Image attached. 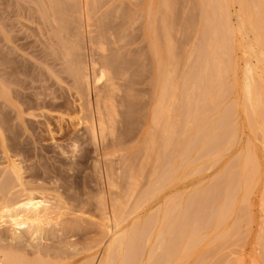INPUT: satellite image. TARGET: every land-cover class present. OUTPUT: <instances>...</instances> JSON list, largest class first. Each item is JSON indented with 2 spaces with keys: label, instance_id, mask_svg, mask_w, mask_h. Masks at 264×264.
Instances as JSON below:
<instances>
[{
  "label": "rangeland",
  "instance_id": "rangeland-1",
  "mask_svg": "<svg viewBox=\"0 0 264 264\" xmlns=\"http://www.w3.org/2000/svg\"><path fill=\"white\" fill-rule=\"evenodd\" d=\"M24 1L29 2V3L31 2L29 0H24ZM52 1L53 0H51V1L49 0V2H51V3H52ZM59 1L61 2V4H65V5H63L64 8L68 7V5H70V4L71 5L69 7H71L72 4L75 5L73 7L74 8L76 7L75 8L76 10H74L73 7H72V9L74 11H77L80 15L78 16V14L76 12V16H74L75 12L73 10H71L70 12L67 11V14L71 13V16H70V14H68V15L64 14L65 16L61 15L60 13H58L56 10H53V9L51 12L50 11L51 6H52L51 3H50V6H48L49 2L46 3L47 4L46 5L45 2H43V0H41V4H42V2L44 3V5H41V7H43L44 13H45V15L43 17L45 21L44 20L41 21L42 17H39L40 15L35 17L37 13H34L35 15L33 17V15L32 14L30 15L28 12L24 13L25 10L23 8L20 9L21 8L20 6L18 7V5H17V7H16V3H14V2L10 3L9 2L8 3L9 5H8L6 1L0 0V5H1L0 11L1 12H2L3 7H5L3 9H9L10 5H11L10 11L12 13H13V10L14 11L16 10L15 15L12 14L11 17H10V15L7 16L3 12H2L3 15L0 14V43L2 42L0 44V64H1L0 71L2 73V74H0V77L3 76V78H5V76H6V79H7L6 74L10 71L12 63L14 64V66L15 65L19 66V67L15 66L16 68L14 66H12L18 72L22 71L21 68L24 69V67H22V66H24V64H22V60H21L22 58L19 59L20 56L17 55V52L15 54L14 50H16V49L12 50L13 47H15V48H19V50L17 49L19 52L18 54L19 55L21 54V57L24 56L25 59L27 57L28 58L27 60H29V61H31L30 58L32 59L33 62H37V63H39V61H40V63L42 61H46L47 63L43 62V65H44V63L46 64L43 66V70H44L43 73L45 72V70L47 71V69L52 68L51 69V70H53L52 72H54V73L56 72L55 74L53 73V76L55 75L54 78L55 79L59 78V81H60V83H59V81H56L55 79L53 80V78H52L53 76L51 77L52 79L49 78V79H51V81L48 80L49 81L48 84L46 82V85H44L45 82L43 81L42 90H43V88L46 87L45 88L46 90H44L45 94L49 95L48 92L53 91L52 94L50 93V95H54L56 97V94H57L58 95L57 99H60V101H57L58 103L55 102V104H57L56 106L54 105L53 102L49 103V101L47 100L48 101V102H46L47 104H44L45 108H44L43 104L41 105V103H42L41 100L45 97V94L41 92V90H40L41 87H39L38 90L35 89L36 85L38 87V85L40 86L41 83L35 84V82L38 83V81L36 80L34 82L35 87H34V84H33V87L31 84V83H33L34 79H37L36 77L33 78L32 82H29V84H31L32 88L30 87L31 90H29V92L27 94H29V96H30L31 95L30 92L34 91L36 94L34 99H36V97H38L37 94L41 93V95H43V97L41 96L42 97L41 100L38 101L39 104L36 102V100H38V98L36 100L33 99V96L35 94L32 95V97L28 96L29 99H28L27 104H24L26 102L21 97V100L24 103L20 104L21 100L14 99V101H13L11 99V98H13L12 95L6 93V91H8L9 93L11 92L10 90H8V88H6L7 90L2 89V91L4 90V92L0 91V103H1L0 104V112H1L0 113V264H5V263L7 264V262L10 264L11 263L10 259H16L19 262H20V260H18V259H22L21 262L25 260L26 264H29V263H31V264H40V263L41 264H101L100 262H101V259H103L104 255H105V249L107 248V245L109 244L108 242H110V240L113 238V234L115 232L113 230V229H115L114 225H116L118 223V225L121 227L119 229L120 232L122 230L121 233L127 232L130 234L131 231H133L135 229L136 225H137V227L139 225H142L144 223V221H146L149 218H152V215L154 216L153 218H155V219L158 216V219L160 221L162 218L163 211H165L164 209H166L167 205L168 206L170 205L169 207H172V208L174 207L175 199H176V201H180L182 203L185 201L186 202L189 201L190 203H187L186 205L192 204V205L186 206L183 203V206L185 205L186 206L185 208H187V210H188V213H187L188 217L187 218L189 219V217H190V219H189L190 221H188V222H190L189 225L191 228L193 227V229L197 228L194 230L195 232L199 229V232H197V233H199L198 235H202V236L204 235L203 237H205L207 239V240L204 239V243L206 241L207 244L201 243V244H199L200 246H197V250H195L196 251L195 253H197L198 250L201 251V252L198 251V254H200L199 256H201V257H199L196 254L198 257L197 256L191 257L192 259L191 258L189 259V264H192L194 261H195L194 262L195 264H222V263L225 264V262H227V261H229L228 262L229 264H264V258H262V257H264V254H263L264 253V250H263L264 241L261 240V239L264 240V233L261 234V232L263 231V228H264V197H263L264 196V147L262 146L263 145L262 141L264 138H263V133H261L262 132L261 129H259V128H255V129L251 128L250 129L251 126H250V123L248 122L249 117L247 116L246 112L244 114L245 106L247 104H246V102H244L245 99L242 98V94L240 93L241 88H242L241 82H242L243 70H244V68H246L245 67L246 65H244L245 60L249 59L248 56L254 57L253 54L252 55H251V53L249 54V52H251V51L244 50V52H247V55H245V54H243L244 52H242L244 47H241V45H240V44H242L241 41H239L240 44H236L238 42L235 43V46L238 47V48L235 47L236 51L234 52V55H233V58H234L233 64H235L234 65L235 72L233 70V73H234L235 77H233V74H231V73L227 74V72L225 71V73L228 76L227 77L226 74L224 75L223 79H225V82L223 79H220L218 72H216L217 70H214V67H216L215 66L216 64H214V65H213V63H210V65L208 64V67L210 66V68H208V70L216 72L215 74L213 72H211L213 74L212 76L214 77L215 75H217V77H219V78L217 80H215L216 79V76H215L214 77L215 79L214 78L212 79V81H214V85H213L214 90L213 89L208 90V87L206 88L207 92L211 91V90L213 91V92H211V94L212 95L214 94L213 95L214 97L212 98V95L207 97L209 102L207 100L205 102L206 110L204 111V113L206 114V111L207 112L209 111L206 114V117H209V119L212 117V119H213V120L210 119L209 121H215L217 119V116L218 117H219V115L222 116V114L224 113L225 116H224V118L222 116L220 118V121H223L222 123H224L226 125L229 124V125L225 126L224 124H222L225 126V127L224 126L222 127V129L225 131H223V133L220 135L214 134L213 140L215 137H216V139L213 141V144H211L212 142L210 143V147H208L206 150L204 149L205 151L203 149L199 150L201 148L200 146L202 145V139L201 138H203L200 134L201 133L203 134V131H200L197 133L196 132L197 129H195V128H197L196 125L200 121L199 118H201L202 115H204V114H202V115L198 114L199 117L196 118L197 117L196 113H198L200 111L199 106L202 107L201 104H203L202 103L203 101L200 103V99H201L200 96L201 95L198 91L200 89L201 83H199V85H200L199 89L197 86L198 80H200L202 77V75L199 72L200 71L199 67L201 66L199 63L200 62V59H199L200 53L199 52H200L201 47H198V46H202V43H203L202 38H201L202 29L199 26V25H201V23H199V22H201V18H200V11L198 9L199 4H197L198 3L197 0H175V1L170 0L169 4H171V3L172 4L169 5V10H167V9L164 10L166 7L165 6H164L165 8L161 7L163 5H160V7H159L158 3L160 2L161 4H163L162 0H152V1H154L155 5L153 4V2L151 0H117V1L116 0H112V1L111 0H96V4H97L96 9H94L92 11H91L92 8L90 7L91 5H93L92 0H88V3L91 2L90 4H88L89 6H87V7L91 8L90 11H88L89 16L86 13L87 11H84V12L80 11L79 6L81 7V10H83V8H82L83 0L79 4H78L79 0H77L76 3L72 2L71 0H69V1L68 0L67 1L66 0H57L55 3V0H54L53 4H57ZM65 1L67 2L68 5L66 4ZM152 4L154 5L153 7H155V9L153 7L152 8L155 10L157 15L155 13H153L154 11L151 8ZM14 5H15V7H14ZM45 5L48 6L47 9L48 10L50 9L49 11L45 9L46 8ZM112 5L114 8L112 7ZM170 6H171V8H170ZM13 7H14V9H12ZM147 7H148V9H147ZM15 8H17V9H15ZM77 8H79V9H77ZM18 9L20 10L19 13L22 12L25 14V16H22V13H20L18 15V12H17ZM21 10H24V11H21ZM87 10H89V9H87ZM149 11L154 14L153 17L151 16L152 13H150ZM16 12H17V15H16ZM80 12L83 14H81ZM231 12H232L231 14L235 13L233 7L231 8ZM84 13L86 15H84ZM162 13L163 14L165 13L164 15H167V16H164ZM26 14H27V16H26ZM123 14H124V16H123ZM171 14H172V17H175L174 20L170 18ZM189 14H191V15H189ZM198 14H199V17H198ZM4 15H6V16H4ZM81 15L84 16V17L82 16L84 19H82ZM29 16H32V17H29ZM61 16L66 17V18L69 17V22H70L69 24H71V25L67 24L66 30L58 33L59 27L61 25L60 19L58 17H61ZM154 16H156V17H154ZM25 17H28V18H25ZM165 17H167L168 21ZM194 17H195V19H192ZM77 18H79V19H77ZM152 18H153V20H152ZM184 18H185V20H184ZM137 19H138V21H137ZM154 19L156 20V24L155 25L153 24V25L155 27V30L158 29L156 33H158V32L160 34L162 33V35L159 37L160 41L164 37L165 29L167 27L169 28L170 26H172L169 28V29H171L172 32L171 31H169V32L172 35L171 37L173 40L171 41V46L175 50V54H176L175 60L177 61L176 62L174 60V62L170 63L169 67L167 68L169 70L170 69L173 70V71L172 70L168 71L172 75L170 77V79L172 78L171 82H172V80H173V82L171 83L172 85L169 87V92H168L169 95H167L164 98L165 101H163V103L161 104L162 107H160L166 114L163 112V116H162L163 119L161 118L159 123L158 124L156 123V125L154 124L155 123V121L153 119L154 116H152V115H153L154 111L156 112L159 109L158 106H160V104H159L160 103V97H159L160 95H159V92L157 90L155 91V85L152 82V80H154V76H152L154 74V69H152L153 68V62H152L153 60H152V54H151V50H150L151 48H149V45H150V43L148 41L149 39H147V37H146L147 27H149V26L146 27V25H147V23H149V21L154 23ZM82 20H83V22H82ZM231 20H232L231 25L236 26V22H235L236 18L231 17ZM43 21L47 25H45L43 23ZM90 21H91V23H90ZM126 21H127V23H125ZM187 21L189 24L187 23ZM52 22H54V23H52ZM131 22H132V24H131ZM138 22H140V23H138ZM175 22H176V24H175ZM40 23H42L44 25H42ZM50 23H52V24H50ZM152 23H151V25H152ZM161 23H163L165 26ZM171 23H172V25H171ZM180 23H183V24H180ZM87 24L90 25V27H88ZM99 24H101V25H99ZM49 25L52 27L50 28ZM98 25H99V27H98ZM142 25L145 27H143ZM156 25H157V29H156ZM45 26H48L49 28L48 27L46 28ZM232 26H231V28L234 27V29L232 31H234L236 29V27L235 26L232 27ZM126 27L128 29H126ZM173 27H174V29H173ZM52 28H54V29L51 31ZM183 28H185V29H183ZM188 28H189V30H188ZM131 29H132V31H131ZM161 30H163V31L161 32ZM180 30L182 31L183 35L181 34ZM103 31H104V33H103ZM40 32L43 35H41ZM92 32H94V33L97 32V33L94 34ZM131 32H132V34H131ZM52 33H53V38H51ZM118 33L120 35L124 34L123 35L124 39H122L123 38L122 35H121V37H122L121 38ZM159 33H158V35H159ZM8 34H10V35H8ZM47 34H49V35L47 36ZM54 34L55 35L57 34V35L55 36ZM100 34L103 35V38L101 37L102 42L100 41V37H99ZM104 34H105V36H104ZM112 34L115 35L116 38L113 37ZM28 35H30V36H28ZM72 35L76 39L70 38ZM77 35H78V37H77ZM140 35H142V36H140ZM173 35H174V37H173ZM12 36H15V37H12ZM43 37H44L45 41L43 39H41ZM61 37L63 40L61 39ZM83 37H84L85 41H84V39H82ZM94 37H95V39H94ZM189 37H190L191 41L189 40ZM11 38H13L14 41ZM25 38H27V39H25ZM98 38H99V40H98ZM138 38H139V40H138ZM9 39L12 40L11 41L12 43L10 42ZM71 39L74 40L73 41L74 43L72 42ZM163 39L161 42L164 45L161 42L160 43L162 46L165 47V43H164ZM186 39H188V40H186ZM194 39H195V41H194ZM5 40H7L6 44H8L7 42L9 41V47L5 43H3V42H5ZM32 40H33V42H32ZM113 40H115V41H113ZM43 41H44V43H43ZM56 41H57V43H56ZM60 41H61V44L59 43ZM68 41L70 43H68ZM116 41L119 44H115ZM179 41H181L180 44H179ZM187 41H189V42H187ZM203 41H204V39H203ZM65 42L67 43V45H65L66 44ZM71 42L73 43L74 46H76V48L72 47ZM100 43H102L101 44L102 48L100 47ZM130 43H132V45ZM14 44H16L17 46ZM24 44H25V46H24ZM41 44H43V45H41ZM62 44L64 45V47ZM97 44H99V45H97ZM125 44L126 45L128 44V45L125 46ZM141 44H143L144 46ZM2 45H3V47H2ZM4 45H6L7 47ZM18 45L21 46L22 48H20ZM46 45H48L49 47ZM70 45H71V47H70ZM114 45L115 46L117 45L118 49H116L117 46L115 47ZM54 46L56 48L53 49ZM61 46H62V48H61ZM92 46L95 49L92 48ZM190 46H192V47H190ZM239 46L241 47V49ZM25 47L28 51L25 49ZM103 47H105V48H103ZM129 47H130V49H128ZM68 48H70V49L68 50ZM77 49H78V51H77ZM91 49H92V51H91ZM102 49L105 52L107 51L106 54H105V52L101 53ZM133 49H136V50H133ZM184 49L186 51H184ZM188 49L190 50L189 52H188ZM1 50L3 52H1ZM7 50H9V51H7ZM22 50H25V52ZM43 50L46 52L44 53ZM47 50H49V51H47ZM58 50L60 51V53ZM61 50H63V51H61ZM12 51H13V54H12ZM31 51L36 52L37 54L34 52L33 53L37 57H35V55ZM142 51H143V54L145 53L144 55L142 54ZM26 52L32 54V56L34 55V58L31 57L30 54H26ZM63 52H64V56H63ZM91 52H94V54L93 53L91 54ZM113 52L115 55L120 54V57L122 55V57L120 58L122 60H120V59L119 60L121 61L122 68H125L127 73H128L129 67L131 66L130 70H129L130 73H129V75L128 74L127 75L130 78H132V79L134 78V79L132 81V79H130L128 77V79H130V80L127 79L126 81L125 80H123V81L118 80L117 81L119 83V85H122V86H120L122 88V90L118 93V96H116L115 102H116V106L118 107L119 114L120 113L121 114L119 115L118 118H116L113 129H111V130H114V132H115L114 135H111L110 133H108L107 136L105 137V139L101 140V138H100L99 140H97V142H93L94 140H92V137H90L91 134H90V129H89L90 123H91L90 122L91 120H89V119H91L92 115L88 110L89 109L88 105H87L88 96L87 95L85 96V92H83L84 94L82 93V91H84V90H82L81 88L78 89L77 85H75L76 83L74 82L75 81L73 79L74 77L72 78V70H70L72 68L70 66L72 64L75 65L76 61L77 62L82 61L83 63L89 64L90 61L92 60V56H94L93 59L99 58L102 55H106V56L108 55L107 57L113 58V56H114ZM6 53L8 56L6 55ZM43 53H44V55H43ZM147 53L150 56H148ZM1 54H2V56H1ZM55 55H56V57L54 58L53 56H55ZM181 55H184L185 57L181 56ZM15 56L19 57V58L16 59ZM136 56H138V57H136ZM139 56H140V58H139ZM197 56H198V58H197ZM123 57H125V58L123 59ZM13 58H14V61H12ZM195 58L197 59V61H195L196 60ZM5 59H7V60H5ZM133 59H134V61H133ZM239 59H240V61H239ZM242 59H244V60H242ZM71 60H75V61L73 62ZM86 60L88 62H86ZM126 60L127 61L129 60V61L126 62ZM178 60H179V62H178ZM236 60H238V61H236ZM252 60H253V62H251V64L252 65H253V63L256 64V65H253L254 67H256L257 66L256 60L254 58ZM7 61L8 62L10 61V62L8 63ZM16 61L19 62L20 64L19 63L17 64ZM59 61H60V63H62L61 65H63L62 66L63 68L61 67L60 64H58ZM131 61H133V62H131ZM186 62H188V63H186ZM197 62H198L199 67H197ZM227 62L228 61H226V63L224 62L225 66L230 63V62H228V64H227ZM6 63H8V66L10 68L7 66ZM143 63H144V65H143ZM51 64L53 65V67H50ZM57 64H58V66H57ZM64 64H66V65H64ZM28 65H32V64H28ZM28 65H25V68L26 67L27 68H26V70H24V73H25V71H27L29 73L32 72L31 71L32 66H30L31 68L29 69ZM74 65H72V66H74ZM185 65H187V66H185ZM229 65H230V68L233 67L231 65V63ZM47 66L50 68H47ZM183 66H185V68ZM6 67H8V68H6ZM19 68H20V70H18ZM134 68H136L137 70ZM190 68H192V69H190ZM223 68H224V65H223ZM230 68L228 69V66H227L224 70H227V69L230 70ZM3 69H5V70H3ZM7 69L9 70L8 72H6ZM198 69H199V71H198ZM59 70L61 72L63 70V72L59 73ZM189 70H190V72H189ZM3 71H5L6 74ZM258 71L260 72L259 69L257 70V72ZM192 72H195V73L193 74ZM198 72L200 75L198 74ZM228 72H231V71H228ZM240 72H242V73H240ZM65 73H66V75H65ZM99 73H100V71H98L96 75H98L100 77L101 75H99ZM110 73L108 74V71H105V74L107 77L105 76L102 79L101 85L104 86L106 84L108 78L110 77L109 76ZM142 73H144V74L142 75ZM190 73H191V75H190ZM37 74L38 73H36V75ZM58 74H60L59 77H58ZM192 75L194 78H197L196 79L197 81H194L196 83V85H195L196 87L193 86L194 83L191 81V80H195L193 78L192 79L190 78ZM194 75H197V77H195ZM60 77H62V78L60 79ZM183 77L185 78L184 80L182 79ZM187 77H188V80H187ZM226 77L228 80H226ZM149 78H150V80H148ZM235 78L237 80H235ZM135 80H137V81H135ZM221 80L223 81L222 83L224 84V86L221 85ZM185 81H186V83H185ZM216 81H217V83H216ZM53 82H54V85H53ZM132 82H134V83L132 84ZM219 82H220V85L218 84ZM144 83H145V85H144ZM225 84H227V85H225ZM50 85L52 86L50 88L53 89V87H54V88H56V91H55V89H53L51 91L50 88H49V90H50L49 91L48 87ZM71 85H72V87H71ZM73 86H74V88H73ZM152 86H154V87H152ZM183 86H184V89H183ZM225 86H227L229 89ZM185 87H186V89H192V96L190 94V98H189V100H187V101H189L188 103L190 104V106L192 105L191 111L187 115V121H186V117H185V113H186L185 112V107H186L185 104L187 102V101H185L186 99L184 96ZM190 87H192V88H190ZM193 87H194L195 91L193 90ZM217 87H219V88H217ZM60 88H62V89H60ZM76 88L78 90H76ZM32 89H33V91H32ZM218 89L220 91H222V89H223V91H226V89H227V91H229V92L226 91L225 95H222L223 96L222 98L221 97L216 98V96L218 95V92L220 93V91ZM180 90H181V92H180ZM37 91H39V92L36 93ZM54 91L57 93H55ZM59 91H61V92H59ZM77 91H78V94L79 93H81V94L78 95ZM53 93H55V94H53ZM127 93H128V95H127ZM141 94H142V96H141ZM180 94H182V95H180ZM9 95H11V96H9ZM2 96L4 98L3 100H2ZM78 96H80V97H78ZM196 97H197V99L198 98H200V99H198V101H196L197 100ZM132 98H134V99H132ZM128 99H130V100H128ZM29 100L32 101L33 108L31 106V104L29 103ZM45 100H46V98H45ZM149 100L151 103L149 102ZM16 101H19V102H17L18 105H16V103H15ZM121 101L122 102L124 101L123 103H125V106H122L124 104ZM127 101H129V102L127 103ZM6 103H8V104H6ZM117 103L119 104V106ZM188 103H187V105H188ZM222 103H223V105H222ZM224 103H225V105H224ZM244 103L246 104L245 106H244ZM50 104H52L53 107ZM128 104H129V106H128ZM194 104H195V106H194ZM20 105H21V107H22V105H24V106L26 105L25 107H22L24 109L29 105L27 107L28 111H26L27 109H25L26 112L24 114H21L20 113V109H21ZM169 105L171 106L170 108H169ZM220 105H221V107H220ZM11 106L13 107V109L11 108ZM18 106H19V108H18ZM30 106L32 109H30ZM42 106L46 110H44L42 108ZM152 107H154V108H152ZM163 107L166 108V110L163 109ZM170 109H171V111H169ZM197 109H198V111H197ZM239 109L241 110V112H239L240 111ZM229 110H231V111H229ZM224 111H227L229 114L227 112H224ZM232 111H235V112H232ZM30 115L32 117H29ZM214 115L216 117L215 120L213 117ZM9 116H10V118H9ZM194 116H196V117H194ZM80 117H81V120H80ZM232 118H234V119H232ZM83 120H85L84 123H83ZM230 120H232V123L230 122ZM12 121L14 124L12 123ZM153 121H154V123H153ZM196 122H198V123H196ZM85 123H86V125H85ZM121 124H122V126H121ZM174 124H176L175 125L176 127L173 126V128H172V125H174ZM226 127H227V129H226ZM166 128H167V130H166ZM169 128H170V131H169ZM175 129H176V131H175ZM257 129H258V131H256ZM86 130H87V132H86ZM164 130H166V131H164ZM252 130L256 131L254 136H253L254 132ZM173 131L176 132L175 135H174ZM229 132L231 134H229ZM232 132H234V134H232ZM257 133H258V136H257ZM164 134H166V135L164 136ZM192 135L195 136L196 138L198 135L197 142L200 139L199 140L200 145H198L199 146L198 147L199 153H200V151L203 150L205 153L203 151H202V153L206 154V156L210 157V159H209V157L208 158L206 157V160L209 159V161H210L212 159V161H210L209 164H207V162H209L208 160L207 161L203 160L205 162V164H207L206 166H205V164H204V166L203 165L201 166L203 169L198 168V166L200 167V165L203 164L202 163L203 161H201L200 159H203L205 155L202 154L203 157L200 155L202 158L199 157V159H198L199 153H198L197 147H196L197 144L194 145V147H196V149L193 148L191 153H189V157L187 160V162L189 161V159L191 160V161H189L190 165H191L189 168L185 169L186 167H183V166L181 167L182 163L180 161L175 162L176 156L174 153H176V150H175V152L172 151V150H174L172 148H175V147H173L174 144L176 145L177 143L184 142L185 141L184 139H186V137L190 138ZM199 135L201 136V138H199ZM224 135L226 136L225 138H227L228 141H230V139H232V137H230L231 135L233 137L236 135L234 137L236 139H235V141H233L234 139L232 140L235 143L233 145L234 147L233 148L231 147L230 151L228 150L229 148H227V146L228 145L231 146L233 144L232 141H230L231 144L228 143L226 148H225V146H223L225 148V150H223V152L225 151L226 153L223 154V152L221 151L220 153L225 155V157L222 156L224 158H221L220 156L222 154L218 156L217 152H215V151H217L216 148L218 149L220 147L217 144H220L222 141V138L219 136L223 137ZM166 136L167 137L171 136V138H174V139H171L174 142V144L172 142V148H168V151H167V149H164ZM193 136H192V138H194ZM162 137H164V139ZM219 138L221 139V141ZM225 138H223V141L226 140ZM116 140L118 143L116 142ZM150 140L151 141L154 140L155 144L153 142H151ZM226 141H225V143L227 144L228 141L227 142ZM120 142H122V143H120ZM94 143H96L97 146L94 145ZM150 143L152 144V146ZM194 143H196V142L194 141ZM225 143L222 142V145H224ZM149 144L151 147L148 146ZM248 144H250V145H248ZM108 145L110 146V148ZM158 145L160 148L158 147ZM163 145H164V147H163ZM222 145H221V147H222ZM235 145H236V147H235ZM249 146L250 147L252 146V148H251V149H253L252 152L255 151L257 161H258V165L260 164L259 165L260 169L258 168L259 174H257L258 177L255 178V181L253 183L254 189L253 190L251 189V191H253V193L251 192V194H250L248 192L249 196H248V193L245 195H243V193L240 194V192H241V188H240L239 191L238 190L236 191V193H238V194L235 193L236 195H232V191H233L232 188L239 181V178H236V181L237 180L238 181L235 182V177H238L239 174L236 173L238 176L236 175L234 177V179H233V176H229L230 172L233 171L229 165H233L232 162H234L236 160V158H238V157L240 158V157L248 154L249 152H251L250 150H249V152L247 150L250 148ZM157 147H158V149H157ZM224 148H221V149H224ZM105 149H106V151H105ZM169 149H170V151H169ZM194 150L197 151L196 155H198V156L195 155L197 158L194 156V153H196V152H193ZM227 150H228V152H227ZM165 151H167V152H165ZM207 152L208 153L210 152L212 157L210 156V154L207 155ZM166 153H167V155H166ZM169 155H170V157H169ZM172 155L175 157V159ZM192 157H195L197 159V161L200 160V163H199V161L198 162L194 161L196 159H194ZM234 157H235V159H234ZM191 158L194 160H192ZM213 159L215 161L214 164H213ZM232 159H233V161H232ZM170 160H171V162L173 161L172 162L173 165L175 164L174 167H173V165H172V167L169 166L170 164L167 163ZM229 160L232 161V162L230 161L232 164H230ZM227 162H229V165H227L228 164ZM13 163L15 166H17L16 168H18V170L15 168V166L13 167V165H12ZM193 163H195V164H193ZM210 164H211V166H210ZM212 164L214 165L213 167H212ZM235 164H236V162L234 163V165ZM193 165H195L194 168H192ZM225 165H226V167H225ZM234 165H233L234 171L238 172L235 169ZM176 167L177 168L181 167L178 172H177L178 169ZM172 168L178 174L175 173L174 171H172L171 170ZM196 168H198L197 172H192ZM228 168H229V171L227 170ZM175 169H177V170H175ZM188 169L191 172V174L188 173L189 172ZM8 170L10 173L8 172ZM223 170H225L224 171L225 174L229 173L225 176L228 178L230 177L229 180L234 181L233 185L230 184L232 181H229L224 176V173H222ZM162 171H163V173H162ZM219 171H221L222 174ZM164 172H165L166 177L169 178L168 182L170 180L173 182V184L171 183L172 187L169 189L167 188V186H171L170 183L168 184L167 181L165 180L168 185L165 184L164 179L160 180V177H159L160 175H163ZM10 174H11V176H10ZM8 175H9V177H8ZM221 176L224 177L225 179H227L229 182L228 181L225 182V179H222ZM218 177H220L222 180H224V182L222 181L223 185L222 184L220 185V186H222L221 190L219 189L220 194L217 192H215V193H217L219 195L224 193L222 196L225 195L228 198V200H225V202L223 201L224 204L228 203V205H229V202H231L229 197L231 196V199L233 198L232 196L235 197L233 199H235L234 206H235L236 211L234 210L235 212L233 214V213H230V210H229V212L227 210V213H229L227 215L229 217H227V218L224 217L225 221H227V222H223V224L225 223L224 225H226V226H223V224H222V227L220 226L221 228H219L220 229L219 233L221 232V230L224 227H227V230H225L226 232L230 228L231 229L233 228L232 230L230 229L226 235V237H227L229 234L230 235V237L228 236L229 238H227L226 240H225V237H223L224 239L218 238V240L222 239L224 243L220 240H219V242H217L218 240L216 238L218 237V235H217L218 232L214 234V232H213L214 227L212 226L213 225V223H212L213 222L212 221L213 215L212 214L213 213L215 214L214 211H218V208H215V206H219L221 204L219 202L221 201L222 196L218 199H215V201H214V197H211V198L209 197V199H211V200L213 198L214 202L207 199V197H208L207 196L208 186L210 187V185H213L215 188L216 183H218V182L221 183L220 178H218ZM14 178H16V179H14ZM157 178H159V180L162 182L160 183V181L157 180ZM18 179H20V181ZM109 179H111V180H109ZM218 179H219V181H218ZM153 180L155 182L157 180L158 184L155 185V182ZM110 183H112V184L110 185ZM225 183H227L228 186ZM159 184H160V186H159ZM161 184H163V185L161 186ZM229 184H230V186L232 185V188L229 186ZM116 185H117V187H116ZM159 187H160V190L162 192H160V190L157 189ZM117 188H119V189H117ZM154 188H155L156 194L153 191ZM204 188H205V190H204ZM210 188H209V191L213 190V187L211 189ZM224 188H225L226 193L223 191ZM149 189L151 190V191H149V194L151 193V195H153V196L155 195L154 198H152L153 196L150 197L152 199L149 198V195L147 192ZM112 190L115 192H113ZM157 191H159V193ZM153 192H154V194H152ZM239 194L242 197L244 196V199L248 196L246 198V199H248L246 204H245V200L242 201L243 198L241 196L238 197ZM200 195H201V197H200ZM113 198L115 199V202H114ZM121 198H123V199H121ZM236 198L239 200V202H238L239 204L236 202L237 201ZM110 199L112 200V203H111ZM180 199H183V200H180ZM240 200L242 201L241 204H240ZM122 201H124V202H122ZM216 201H217L218 205H216ZM248 202H249V204H248ZM121 203H123L124 205ZM182 203H179V205ZM208 203H210V204H208ZM102 204L105 207H103ZM119 204L122 206H120ZM177 204H178V202L175 204V208H176L175 212L177 210H178L177 212H182L184 207L182 205H180V208H179V206H177ZM207 204H208V207H207ZM230 204H231L230 207L228 205H226V206L223 205V209L225 207H227V209L231 208V212H232V206H233L232 204L233 203H230ZM247 204H248V207L250 206L249 208L247 207ZM244 205L246 206L245 208H244ZM124 206H125V208H124ZM234 206H233V209H234ZM112 207H113V209H112ZM114 207H116L117 210H115ZM210 207H212L213 209ZM31 208H32V210H31ZM35 208H39L40 211L39 210L38 211L41 213L37 212L38 214L36 215L33 212V214H35V216H34L32 214V212H30V213L27 212V210L33 211V209H35ZM104 208H106V209L108 208L109 211L108 210L106 211ZM245 209H246V212H245ZM112 210H114V211H112ZM209 210H212V213L209 212ZM25 212H27V213L24 214ZM56 212L58 213L57 215L55 214ZM175 212L172 213V215L174 217H175V215H177V213H175ZM174 213H175V215H174ZM209 213L211 214L210 216L212 217V219L209 216ZM28 214H30V215L28 216ZM39 214H42V216H40ZM123 214H124V216H123ZM189 214H190V216H189ZM206 214L208 216H206L205 218L203 217V219H202L201 215L204 216ZM225 214H226V212H225ZM24 215H25V217L23 218L22 216H24ZM193 215H194V217H193ZM31 216H34V217H31ZM121 216L123 218H121ZM118 217L123 219V221L120 219L122 223L120 221L117 222ZM208 217H210V220L207 221ZM191 218L192 219L195 218L194 219L195 221L192 220ZM124 219H126V220H124ZM155 219H153V220L156 223L153 220L152 221H153V223L157 224V226H155V224H154L155 227L152 225V227L156 228V229H154V228H152V229H154V233H155V230H156V233H158L160 231L159 229L161 228L160 227L161 223L159 224V229H157L159 221H158V219L157 220H155ZM200 219L202 220V222H199ZM226 219H228L229 221ZM102 222H103V224H102ZM196 222H198V224ZM204 222H205V224H204ZM119 223H121V224H119ZM206 223L208 225V227L206 226V229L209 230L210 234H211V231L213 232L211 235L208 234L209 233L208 230L207 231L205 230ZM101 224H102V226H101ZM201 224H203L204 226ZM236 224H238V225H236ZM104 225H107L108 229L109 230L111 229L110 230L111 232L106 230L104 228L105 227ZM199 225H201L202 227L200 226L198 228ZM235 225H236V227H235ZM110 226H111V228H110ZM102 227L104 229H102ZM149 227H151V225ZM149 227H148V229H150ZM228 227H229V229H228ZM102 230H106V233L109 232L108 235L105 234V232ZM202 230H204V231H202ZM151 231L152 232H150V230H149L146 234L145 233L144 234L147 235V234L152 233V235H153V230H151ZM214 231H216V230H214ZM103 233L106 235L105 238L108 236L106 239H104ZM156 233L153 236L148 235L149 237L148 236L143 237V234L139 235L140 236L139 238L136 237V239H135L136 241H134V242H136L135 247L137 246L138 250H137V247L135 249V247L133 246L134 242H133V244L131 243L130 245L127 243V247H131L130 250H132V247H133L134 253L130 251L131 254H135L136 250H137V252H139V249H142V248H143V251L146 250L147 247H148L147 250H149L150 246L152 247L151 249H154V251L156 252V250H158L161 247L160 246L161 244L159 245V247H156V246H158V244H156V243L159 242L156 238V236H157ZM215 235H216V238L214 237ZM257 235H258V237H257ZM261 235L263 238L262 237L260 238ZM150 237H151V239H149ZM157 237L161 238V236H157ZM208 237L212 238L213 242L215 241L216 243L214 242L215 244H212L213 242L210 241V244H209L208 243L209 242ZM145 238L149 239V241L147 240V245H146V243H143V242H145ZM162 239H163V237H162ZM162 239H159V240H162ZM231 239H233V240L231 241ZM141 240H142V242H141ZM129 241H131V240H129ZM156 241H158V242H156ZM140 242L142 243V245L145 244L146 247L145 246L144 247L138 246ZM148 242H150V243H148ZM153 242L156 245L155 247H154V244L150 245ZM161 242L162 241H160V243ZM257 242L261 243V244H258ZM219 244H220V247H219ZM207 245H209V246L207 247ZM221 245H223V246H221ZM229 245H231V246H229ZM203 246H205L207 248V249H205L206 251L205 250L202 251L201 247H203ZM140 247H142V248H140ZM144 248H146V249H144ZM215 248H217V249H215ZM125 249L129 250V248H124L123 252L126 251ZM212 249H214L216 251H213ZM128 250L126 251V254L129 253ZM147 250L144 252L142 251L143 254L140 251L139 255H132V257L133 256L134 257L135 256L136 257L141 256V258L143 257L142 259L140 258L141 264H145V263L147 264V261L149 262V259L148 260H144V259H147L146 257H148V254H149L148 252L151 251V250H149V251H147ZM160 251H162V247H161V249L158 250V252H156V254L157 253L159 254ZM155 252H153V253H155ZM259 252H260V254L262 253L261 254L262 257L258 256V255H260ZM162 253H160L159 256H161ZM195 253H194V255H195ZM213 253H215V256L213 255ZM156 254H154V255L156 256ZM231 254L233 257L231 256ZM124 255H125V252H124ZM9 256H12L13 258L10 257V259H9ZM134 257H133V259H134ZM156 257L154 258L155 260H156ZM194 257H195V259L200 258L201 260H199V259L195 260ZM231 257H232V259H231ZM137 259L135 258L134 261H136ZM7 260H9V261H7ZM25 261L22 263L25 264ZM117 261H118V259H117ZM117 261L115 262V264H118L119 261L118 262ZM153 262L154 261L151 260L150 264H154ZM133 264H136V262H134ZM160 264H164L163 261H161Z\"/></svg>",
  "mask_w": 264,
  "mask_h": 264
},
{
  "label": "bare ground",
  "instance_id": "bare-ground-1",
  "mask_svg": "<svg viewBox=\"0 0 264 264\" xmlns=\"http://www.w3.org/2000/svg\"><path fill=\"white\" fill-rule=\"evenodd\" d=\"M3 1V0H2ZM4 1H6L7 2V4L10 2H14V3H16V7H17V5H18V7L20 6L21 8L20 9H24V10H21V11H24V13H29L30 15L32 14L33 15V17H34V13H37L36 14V16L35 17H37L38 15H40L39 17H44V15H45V13H44V9H43V7H41V5H44V3L43 2H45V4L46 3H48L49 2V0L47 1V0H43V2H42V4H41V0H29V1H31L30 3L29 2H26V1H24V0H4ZM51 1V0H50ZM56 1L57 0H55V3H56ZM67 1V0H66ZM65 1V2H66ZM69 1V0H68ZM72 2H75L76 3V1L77 0H71ZM82 0H79L78 1V4L81 2ZM112 1V0H111ZM117 1V0H116ZM152 1V0H151ZM169 1L170 0H162V3L163 4H161L160 2V4L158 3V5H159V7H160V5H163V6H161V7H164L165 9L164 10H169V5H171V4H169ZM175 1V0H174ZM5 2V3H6ZM60 2V1H59ZM57 3V4H53L54 3V0L52 1V3L51 2H49V4H48V6H50V3H51V12H52V9L53 10H56L58 13H60L61 15H66L67 14V11H71V10H73L72 9V7L73 6H75V5H73L72 4V6L71 7H69L70 5H68L67 4V2H66V4L68 5V7H66V8H64L63 7V5H65V4H61V2L60 3ZM99 2V1H98ZM153 2V4H154V1H152ZM197 4H199V11H200V18H201V22H199V23H201V25H199L200 26V28L202 29V36H201V38H202V46H198V47H201L200 48V67L198 66V62H197V67H199V69H200V71H199V69H198V71L200 72V74L202 75V77H201V79L200 80H198V89H199V86H200V89L198 90L199 91V93H200V97H201V99L200 98H198V99H200V103L202 102L203 104H201L202 105V107L201 106H199L200 107V111L198 112V113H196L197 114V117L196 116H194V117H196V118H198L199 116H198V114H204V115H202V117L201 118H199V123L198 122H196V123H198L196 126H197V128H195V129H197L196 130V132L198 133V132H200V131H203V134L201 133L200 135L203 137V138H201V136L199 135V138H201L202 139V145L200 146L201 148L199 149L198 147V145H200L199 144V140H198V142H197V138H198V135H197V138L195 137V136H193L194 138H192V136L190 137V138H188V137H186V139H184L185 141L184 142H180V143H177L176 145L174 144V142L171 140V139H174V138H171V136L170 137H167L166 136V138H165V147H164V145H163V147H164V149H167V151H168V148H172V142H173V144H174V146L173 147H175V148H172V149H174V150H172V151H174L175 152V150H176V153H174L175 154V156H176V159H175V157H174V159L176 160L175 162H177V161H180L182 164H181V167L183 166V167H186L185 169H187V168H189L191 165H190V162L189 161H191L190 159H189V161L187 162V160H188V157H189V153H191V151L193 150V148H195L196 149V147H197V151H198V149L199 150H201V149H207L208 147H210V143L211 144H213V141L216 139V137L214 138V140H213V137H214V134H218V135H220V134H222L223 133V131H225V130H223L222 129V127L225 125V126H227V125H229V124H224V123H222L223 121H220V118L223 116V118H224V116H225V114L223 113L222 114V116H220L219 115V117L217 116V119L215 120V115L213 116L214 117V120L215 121H209L210 119L211 120H213L212 119V117L209 119V117H206V114L209 112H207L206 111V114L204 113V111L206 110V107H205V102H206V100L208 101V99H207V97L208 96H211L212 94H211V92H213L212 90L211 91H208L207 92V87H208V90H210V89H213V85H214V81H212V79L216 76V79L215 80H217L219 77H220V79H223L224 78V75L226 74L225 73V71L227 72V74H233V77H235L234 76V73H233V70H234V72H235V67H234V65L235 64H233V61H234V58H233V55H234V52L236 51V48H238V47H236L235 46V43L236 42H238V43H236V44H240L239 43V41H241V43L242 44H240L241 45V47H244V49H243V51L242 52H244V50H247V51H251V52H249V54L251 53V55L253 54L254 55V57L253 56H251V57H249L248 56V60L246 59L245 60V63H244V65H246L245 67L246 68H244V70H243V75H242V82H241V84H242V88H241V94H242V98H244L245 99V101L244 102H246V104L244 103V106H245V111H244V114H245V112H246V114H247V116L249 117V123H250V129L251 128H253V129H255V128H259V129H261V133H263V138H264V0H197ZM71 3V2H70ZM91 3V2H90ZM90 3H88V0H83V2H82V8H83V10H81V7L79 6V8H80V11L81 12H84V11H87L86 13H87V15H88V11H90V9H91V11L92 10H94V9H96V0H92V4L93 5H91L90 7L91 8H89V7H87V6H89L88 4H90ZM2 4V3H1ZM4 4V3H3ZM118 4V3H117ZM150 4V3H149ZM152 4V6H151V8L155 5H153ZM6 5V4H5ZM9 5V4H8ZM47 5V4H46ZM45 5V6H46ZM108 5V4H107ZM116 5V4H115ZM1 6V5H0ZM3 6V5H2ZM48 6H46V10H48L47 9V7ZM149 6V5H148ZM235 6V7H234ZM11 7V5L9 6V9H3V8H5V7H3L2 8V12L3 13H5L7 16H9L10 15V17H11V15L13 14V15H15V11L13 10V13L10 11V8ZM14 7H15V5H14ZM14 7L12 8V9H14ZM105 7V6H104ZM112 7H113V5H112ZM118 7V6H117ZM158 7V8H159ZM195 7V6H194ZM234 8V11H235V13L234 14H231L232 12H231V8ZM74 8V7H73ZM76 8V7H75ZM74 8V10H76ZM79 8H77V9H79ZM114 8V7H113ZM119 8V7H118ZM117 8V9H118ZM154 9H155V7H153ZM152 8V10L154 11H152L153 13H155L156 14V12H155V10ZM170 8H171V6H170ZM193 8V7H192ZM15 9H17V8H15ZM87 9H89V10H87ZM146 9V8H145ZM147 9H148V7H147ZM197 9V10H198ZM48 10V11H49ZM73 10V11H74ZM19 9H18V15L20 14V13H22V12H20L19 13ZM196 11V10H195ZM1 11H0V14L1 15H3V13H2ZM17 12H16V15H17ZM75 13V15L74 16H76V12L77 11H74ZM80 12V13H81ZM111 12V11H110ZM124 12V11H123ZM150 12V11H149ZM152 12H150V13H152ZM162 12V11H161ZM160 12V13H161ZM24 13H22V16H25V14ZM48 13V12H47ZM46 13V14H47ZM73 13V12H72ZM107 13V12H106ZM117 13V12H116ZM149 13V14H150ZM152 13V17H153V14ZM191 13V12H190ZM59 14V15H60ZM68 14H70V16H71V13H68ZM67 14V15H68ZM77 14H78V16L80 15L78 12H77ZM81 14H83V13H81ZM118 14V13H117ZM159 14V13H158ZM163 14V13H162ZM165 14V13H164ZM163 14V15H164ZM168 14V13H167ZM195 14V13H194ZM6 15H4V16H6ZM42 15V16H41ZM48 15V14H47ZM64 15V16H65ZM84 15H86L85 13H84ZM157 15V14H156ZM160 15V14H159ZM189 15H191V14H189ZM26 16H27V14H26ZM77 16V17H78ZM83 15H81V17H82ZM89 16V15H88ZM87 16V17H88ZM97 16V15H96ZM101 16V15H100ZM117 16V15H116ZM115 16V17H116ZM123 16H124V14H123ZM164 16H167V15H164ZM3 17V16H2ZM29 17H32V16H29ZM46 17V16H45ZM49 17V16H48ZM47 17V18H48ZM84 17V16H83ZM82 17V19H84ZM113 17V16H112ZM154 17H156V16H154ZM170 17V16H169ZM188 17V16H187ZM198 17H199V14H198ZM231 17H235L236 18V26L235 25H233V26H235L236 27V29L234 30V31H232L233 29H234V27L231 25ZM25 18H28V17H25ZM41 18V21L42 20H44V18L42 19ZM59 19H60V23H61V25H60V27H59V32L58 33H60V32H62V31H65L66 30V27H67V24L68 25H71V24H69L70 22H69V17H58ZM71 18V17H70ZM138 18V17H137ZM163 18V17H162ZM166 19H167V17H165ZM171 19H173L174 20V18L175 17H172V14H171V17H170ZM32 19V18H31ZM37 19V18H36ZM58 19V20H59ZM72 19V18H71ZM77 19H79V18H77ZM88 19V18H87ZM117 19V18H116ZM151 19V18H150ZM160 19V18H159ZM178 19V18H177ZM183 19V18H182ZM188 19V18H187ZM192 19H195V17L194 18H192ZM30 20V19H29ZM35 20V19H34ZM91 20V19H90ZM120 20V19H119ZM145 20V19H144ZM148 20V19H147ZM152 20H153V18H152ZM184 20H185V18H184ZM45 21V20H44ZM44 21H43V23H44ZM52 21V20H51ZM99 21V20H98ZM125 21V20H124ZM130 21V20H129ZM137 21H138V19H137ZM136 21V22H137ZM159 21V20H158ZM167 21H168V19H167ZM171 21V20H170ZM176 21V20H175ZM193 21V20H192ZM195 21V20H194ZM199 21V20H198ZM50 22V21H49ZM82 22H83V20H82ZM151 21H149V23H147V25H146V27L147 26H149V27H147V33H146V37H147V39H149L148 41H149V43H150V45H149V48H151L150 50H151V54H152V62H153V68L152 69H154V74L152 75V76H154V80H152V82L154 83V85H155V91L157 90L158 92H159V97H160V106H158L159 107V109L155 112L154 111V113H153V115L152 116H154V121H155V123H154V121H153V123L156 125V123L158 124L159 123V121H160V119L162 118V116H163V110L160 108V107H162V103H163V101H165L164 100V98L167 96V95H169L168 94V92H169V87L172 85L171 83L173 82V80H172V82H171V79H170V77L172 76L171 75V73L170 72H168V71H170V70H172V69H167L168 67H169V64L170 63H172V62H174V60H175V58H176V54H175V50H174V48L171 46V41L173 40L172 39V35L170 34V32L169 31H171V29H169L170 27H172V26H170L169 28L167 27H165L166 29H165V32H164V43H165V47L164 46H162L161 45V41H162V39H161V41H160V36L162 35V33L160 34L159 32V35H158V33H156L157 32V25H156V29L157 30H155V27H154V25L156 24V20L154 19V23H152V25H151V23H150ZM161 22V21H160ZM172 22V21H171ZM179 22V21H178ZM185 22V21H184ZM52 23H54V22H52ZM52 23H50V24H52ZM73 23V22H72ZM90 23H91V21H90ZM108 23V22H107ZM125 23H127V21L125 22ZM138 23H140V22H138ZM170 23V22H169ZM174 23V22H173ZM187 23H188V21H187ZM186 23V24H187ZM193 23V22H192ZM40 24H42V23H40ZM45 24V23H44ZM44 24H42V25H44ZM80 24V23H79ZM97 24V23H96ZM102 24V23H101ZM101 24H99V25H101ZM131 24H132V22H131ZM154 24V25H153ZM161 24H163V23H161ZM167 24V23H166ZM175 24H176V22H175ZM180 24H183V23H180ZM185 24V25H186ZM189 24V23H188ZM45 25H47V24H45ZM75 25V24H74ZM88 25V24H87ZM86 25V26H87ZM99 25H98V27H99ZM126 25V24H125ZM134 25V24H133ZM137 25V24H136ZM164 25V24H163ZM162 25V26H163ZM171 25H172V23H171ZM50 26V25H49ZM84 26V25H83ZM123 26V25H122ZM143 26V25H142ZM141 26V27H142ZM165 26V25H164ZM177 26V25H176ZM190 26V25H189ZM231 26L233 27V28H231ZM46 28L48 27V26H45ZM52 26H50V28H51ZM88 27H90V25H88ZM93 27V26H92ZM97 27V28H98ZM121 27V26H120ZM133 27V26H132ZM143 27H145V26H143ZM180 27V26H179ZM42 28V27H41ZM49 28V27H48ZM79 28V27H78ZM101 28V27H100ZM130 28V27H129ZM161 28V27H160ZM197 28V27H196ZM54 28H52L51 29V31L53 30ZM68 29V28H67ZM77 29V28H76ZM84 29V28H83ZM109 29V28H108ZM120 29V28H119ZM126 29H128L127 27H126ZM144 29V28H143ZM162 29V28H161ZM169 29V30H168ZM173 29H174V27H173ZM181 29V28H180ZM183 29H185V28H183ZM48 30V29H47ZM46 30V31H47ZM89 30V29H88ZM140 30V29H139ZM138 30V31H139ZM188 30H189V28H188ZM34 31V30H33ZM40 31V30H39ZM75 31V30H74ZM105 31V30H104ZM104 31H103V33H104ZM127 31V30H126ZM131 31H132V29H131ZM163 30H161V32H162ZM181 31V30H180ZM179 31V32H180ZM35 32V31H34ZM42 32V31H41ZM41 32H40V34H41ZM68 32V31H67ZM88 32V31H87ZM100 32V31H99ZM107 32V31H106ZM125 32V31H124ZM172 32V31H171ZM44 33V32H43ZM50 33V32H49ZM54 33V32H53ZM53 33H52V37L51 38H53ZM82 33V32H81ZM85 33V32H84ZM83 33V34H84ZM92 33H94V32H92ZM97 33V32H96ZM96 33H94V34H96ZM116 33V32H115ZM120 33V32H119ZM118 33V34H119ZM175 33V32H174ZM186 33V32H185ZM31 34V33H30ZM34 34V33H33ZM63 34V33H62ZM67 34V33H66ZM109 34V33H108ZM117 34V35H118ZM128 34V33H127ZM131 34H132V32H131ZM134 34V33H133ZM181 34L183 35V33H182V31H181ZM189 34V33H188ZM187 34V35H188ZM5 35V34H4ZM8 35H10V34H8ZM7 35V36H8ZM39 35V34H38ZM41 35H43V34H41ZM49 34H47V36H48ZM55 35V34H54ZM57 35V34H56ZM55 35V36H56ZM68 35V34H67ZM91 35V34H90ZM98 35V34H97ZM120 35V34H119ZM118 35V36H119ZM122 35V37H123V35L124 34H121ZM121 35H120V37H121ZM126 35V34H125ZM129 35V34H128ZM176 35V34H175ZM25 36V35H24ZM28 36H30V35H28ZM33 36V35H32ZM54 36V37H55ZM104 36H105V34H104ZM112 36L113 37H115V35H113L112 34ZM111 36V37H112ZM140 36H142V35H140ZM145 36V35H144ZM9 37V36H8ZM12 37H15V36H12ZM39 37V36H38ZM70 37V36H69ZM77 37H78V35H77ZM85 37V36H84ZM84 37L82 38V39H84ZM98 37V36H97ZM99 37H100V41H101V37L103 38V35L102 34H100L99 35ZM121 37V38H122ZM173 37H174V35H173ZM183 37V36H182ZM2 38V37H1ZM6 38V37H5ZM29 38V37H28ZM40 38V37H39ZM38 38V39H39ZM67 38V37H66ZM70 38H73V39H76V38H74L73 37V35L70 37ZM86 38V37H85ZM116 38V37H115ZM114 38V39H115ZM128 38V37H127ZM185 38V37H184ZM195 38V37H194ZM8 39V38H7ZM12 40H13V38H11ZM25 39H27V38H25ZM37 39V38H36ZM41 39H43L44 40V37L43 38H41ZM40 39V40H41ZM55 39V38H54ZM59 39V38H58ZM61 39H62V37H61ZM73 39H71L72 40V42L74 41ZM81 39V38H80ZM81 39V40H82ZM94 39H95V37H94ZM93 39V40H94ZM97 39V38H96ZM107 39V38H106ZM105 39V40H106ZM118 39V38H117ZM122 39H124V37L122 38ZM126 39V38H125ZM200 39V38H199ZM203 39H204V41H203ZM3 40V39H2ZM10 40V39H9ZM12 40H10V42L12 41ZM19 40V39H18ZM29 40V39H28ZM53 40V39H52ZM63 40V39H62ZM70 40V39H69ZM98 40H99V38H98ZM108 40V39H107ZM116 40V39H115ZM115 40H113V41H115ZM119 40V39H118ZM138 40H139V38H138ZM176 40V39H175ZM174 40V41H175ZM186 40H188V39H186ZM189 40H190V37H189ZM6 41L7 40H5V42H3V43H5L6 44ZM14 41V40H13ZM45 41V40H44ZM44 41H43V43H44ZM84 41H85V39H84ZM147 41V42H148ZM191 41V40H190ZM194 41H195V39H194ZM20 42V41H19ZM32 42H33V40H32ZM40 42V41H39ZM55 42V41H54ZM53 42V43H54ZM71 42V43H72ZM102 42V41H101ZM161 42V43H160ZM180 42L181 41H179V44H180ZM187 42H189V41H187ZM186 42V43H187ZM193 42V41H192ZM2 43V42H1ZM0 43V44H1ZM8 44H6V45H8V47H9V41L7 42ZM12 43V42H11ZM15 43V42H14ZM17 43V42H16ZM26 43V42H25ZM49 43V42H48ZM47 43V44H48ZM56 43H57V41H56ZM60 44H61V41L59 42ZM64 43V42H63ZM66 43V42H65ZM68 43H70L69 41H68ZM74 43V42H73ZM73 43H72V47H75L76 48V46H74L73 45ZM79 43V42H78ZM91 43V42H90ZM93 43V42H92ZM99 43V42H98ZM141 43V42H140ZM191 43V42H190ZM21 44V43H20ZM27 44V43H26ZM76 44V43H75ZM101 44L102 43H100V47L102 48V46H101ZM115 44H119V43H117V41L115 42ZM131 45H132V43H130ZM163 44V43H162ZM6 45H4V46H6ZM14 45H16V44H14ZM40 45V44H39ZM41 45H43V44H41ZM53 45V44H52ZM55 45V44H54ZM58 45V44H57ZM63 45V44H62ZM65 45H67V43L65 44ZM97 45H99V44H97ZM96 45V46H97ZM123 45V44H122ZM128 45V44H127ZM126 44H125V46H127ZM138 45V44H137ZM141 45H143V44H141ZM164 45V44H163ZM174 45V44H173ZM177 45V44H176ZM189 45V44H188ZM17 46V45H16ZM19 46V45H18ZM24 46H25V44H24ZM32 46V45H31ZM45 46V45H44ZM46 46H48V45H46ZM94 46V45H93ZM92 46V48H94ZM115 46V45H114ZM117 46V45H116ZM115 46V47H116ZM144 46V45H143ZM2 47H3V45H2ZM1 47V48H2ZM7 47V46H6ZM13 47V46H12ZM11 47V48H12ZM20 48H22L21 46H19ZM49 47V46H48ZM58 47V46H57ZM63 47H64V45H63ZM70 47H71V45H70ZM79 47V46H78ZM99 47V46H98ZM176 47V46H175ZM187 47V46H186ZM190 47H192V46H190ZM236 47V48H235ZM240 47V46H239ZM241 47H240V49H241ZM28 48V47H27ZM51 48V47H50ZM49 48V49H50ZM54 48H56L55 46L53 47V49ZM61 48H62V46H61ZM60 48V49H61ZM96 48V47H95ZM94 48V49H95ZM103 48H105V47H103ZM122 48V47H121ZM147 48V47H146ZM180 48V47H179ZM10 49V48H9ZM14 49H16V50H14ZM19 50V48H15V47H13V49L12 50H14V52H15V54H16V52H17V55L18 56H20V58L19 57H16V59L17 58H19V59H21L22 60V64H24V66H22V67H24V69H22L21 68V72H18L15 68L18 66H14V64L12 63V66H14V67H12L11 66V69H10V71L7 69V71L6 72H8L7 74H6V72L5 71H3V72H5V74L7 75V79H6V76H5V78H3V76L2 77H0V91L1 92H4V90L2 91V89H6V88H8V90H10L11 92L9 93L8 91H6V93H8V94H11L12 95V97L13 98H11L13 101H14V99H17V100H21V97L23 98V100L26 102V103H24V102H22V100L20 101V104L21 103H24V104H27V102H28V96H29V94H27L28 92H29V90H31L30 89V87H31V84H32V87H33V84H34V82L37 80L38 81V83L37 82H35V84H39V83H41L40 84V86L38 85V87H37V85H36V88L35 89H37L38 90V88L39 87H41V92L42 93H44L45 94V91L44 90H46L45 88H43V90H42V83H43V81L45 82V84L44 85H46V82H47V84H48V80H50L51 81V79L53 78V80L55 79L54 77H55V75L53 76V73L54 72H52L53 70H51V69H47V68H50V67H53V65L51 64V66L50 67H48L47 66V71L45 70V72L43 73V66L44 65H46L45 63H47L46 61H42L41 63H40V61H39V63H37V62H33L32 61V59L30 58V60L31 61H29V60H27L28 58L26 57V59L24 58V56H22L21 57V54L19 55L18 53V50ZM25 49H26V47H25ZM44 49V48H43ZM70 48H68V50H69ZM98 49V48H97ZM100 49V48H99ZM108 49V48H107ZM111 49V48H110ZM116 49H118V46H117V48ZM125 49V48H124ZM128 49H130V47L128 48ZM176 49V48H175ZM27 50V49H26ZM46 50V49H45ZM66 50V49H65ZM80 50V49H79ZM109 50V49H108ZM121 50V49H120ZM133 50H136V49H133ZM149 50V51H150ZM196 50V49H195ZM238 50V49H237ZM7 51H9V50H7ZM22 51H24L25 52V50H22ZM28 51V50H27ZM44 51V50H43ZM47 51H49V50H47ZM51 51V50H50ZM53 51V50H52ZM59 51V50H58ZM61 51H63V50H61ZM77 51H78V49H77ZM91 51H92V49H91ZM102 52L101 53H103V52H105L103 49L101 50ZM118 51V50H117ZM147 51V50H146ZM183 51V50H182ZM184 51H186L185 49H184ZM190 50L188 49V52H189ZM240 51V50H239ZM1 52H3L2 50H1ZM32 52V51H31ZM34 52V51H33ZM32 52V53H33ZM46 51H44V53H45ZM54 52V51H53ZM52 52V53H53ZM67 52V51H66ZM71 52V51H70ZM69 52V53H70ZM86 52V51H85ZM107 52V51H106ZM106 52H105V54H106ZM125 52V51H124ZM135 52V51H134ZM187 52V53H188ZM192 52V51H191ZM238 52V51H237ZM8 53V52H7ZM7 53H6V55H7ZM34 53H36V52H34ZM33 53V54H34ZM44 53H43V55H44ZM49 53V52H48ZM47 53V54H48ZM58 53V52H57ZM59 53H60V51H59ZM94 54V52H91V54ZM116 53V52H115ZM122 53V52H121ZM179 53V52H178ZM183 53V52H182ZM12 54H13V51H12ZM25 54V53H24ZM26 54H30V53H28V52H26ZM37 54V53H36ZM39 54V53H38ZM50 54V53H49ZM113 54H114V52H113ZM118 54V53H117ZM131 54V53H130ZM142 54H143V51H142ZM145 54V53H144ZM143 54V55H144ZM150 54V53H149ZM193 54V53H192ZM198 54V53H197ZM196 54V55H197ZM243 54H245V55H247V52H244ZM5 55V56H6ZM35 55V54H34ZM34 55L32 56V54H30V56L31 57H33L34 58ZM46 55V54H45ZM85 55V54H84ZM140 55V54H139ZM147 55H148V53H147ZM1 56H2V54H1ZM8 56V55H7ZM14 56V55H13ZM51 56V55H50ZM59 56V55H58ZM61 56V55H60ZM63 56H64V52H63ZM74 56V55H73ZM96 56V55H95ZM101 56V55H100ZM108 56V55H107ZM106 55H102L101 57H99V58H94L93 59V57L94 56H92V60L90 61V63L88 64H86V63H83L82 61H76L75 62V65L74 64H72V65H74V66H70L72 69H70V70H72V78L75 80H73L76 84L75 85H77V87H78V89L79 88H81L82 90H84V91H82V93L83 92H85V96L87 95L88 96V103H87V105H88V110H89V112L91 113V119H89V120H91L90 122V137H92V140H94L93 142H97V140H99L100 138H101V140L102 139H105V137L107 136V134L108 133H110L111 135H114V130H111V129H113V126H114V123H115V120H116V118H118L119 117V115L121 114H119V110H118V107L116 106V96H118V93L122 90V88L120 87V86H122V85H119V83L117 82L118 80H121V81H123V80H127L128 79V75H129V73H130V67H129V70H128V73H127V71L125 70V68H122V66H121V61L120 60H122V59H120L121 57H122V55H121V57H120V54H118V55H115L114 54V56H113V58H109V57H107ZM110 56V55H109ZM148 56H150V55H148ZM181 56H184V55H181ZM188 56V55H187ZM238 56V55H237ZM242 56V55H241ZM10 57V56H9ZM35 57H37L36 55H35ZM40 57V56H39ZM38 57V58H39ZM43 57V56H42ZM48 57V56H47ZM54 58L56 57V55L55 56H53ZM69 57V56H68ZM82 57V56H81ZM91 57V56H90ZM136 57H138V56H136ZM144 57V56H143ZM142 57V58H143ZM185 57V56H184ZM192 57V56H191ZM240 57V56H239ZM256 60V63H257V66L256 67H254L253 65H256V64H254L253 63V65L251 64V62H253V58ZM59 58V57H58ZM125 57H123V59H124ZM139 58H140V56H139ZM141 58V59H142ZM146 58V57H145ZM189 58V57H188ZM197 58H198V56H197ZM18 59V60H19ZM37 59V58H36ZM44 59V58H43ZM49 59V58H48ZM57 59V58H56ZM55 59V60H56ZM65 59V58H64ZM79 59V58H78ZM120 59V60H119ZM135 59V58H134ZM134 59H133V61H134ZM196 59V58H195ZM241 59V58H240ZM240 59H239V61H240ZM4 60V59H3ZM5 60H7V59H5ZM12 60V59H11ZM25 60V61H24ZM39 60V59H38ZM54 60V61H55ZM58 60V59H57ZM145 60V59H144ZM143 60V61H144ZM242 60H244V59H242ZM252 60V61H251ZM12 61H14V58H13V60ZM20 61V60H19ZM71 61H75V60H71ZM70 61V62H71ZM129 61V60H128ZM127 60H126V62H128ZM133 61H131V62H133ZM176 61V60H175ZM184 61V60H183ZM186 61V60H185ZM195 61H197V59L195 60ZM226 61H228V62H230L231 63V65L233 66H231L232 68H230V63L228 64V62H227V64L228 65H226L225 66V64H224V62L226 63ZM236 61H238V60H236ZM8 62V61H7ZM10 62V61H9ZM8 62V63H9ZM17 62V61H16ZM25 62V63H24ZM43 62H45L44 63V65H43ZM57 62V61H56ZM65 62V61H64ZM67 62V61H66ZM86 62H88L87 60H86ZM177 62V61H176ZM178 62H179V60H178ZM4 63V62H3ZM8 63H6L7 64V66H8ZM19 62H17V64H18ZM186 63H188V62H186ZM196 63V62H195ZM210 63H213V65L214 64H216L215 66L216 67H214V70H217L216 72H218V74H219V77H217V75H215L214 77L212 76L213 74L211 73V72H213V71H209L208 70V68H210V66L208 67V64L210 65ZM235 63V62H234ZM16 64V63H15ZM20 64V63H19ZM28 64H32V65H28ZM58 64H62V63H60V61H59V63ZM58 64H57V66H58ZM128 64V63H127ZM130 64V63H129ZM133 64V63H132ZM137 64V63H136ZM151 64V63H150ZM178 64V63H177ZM185 64V63H184ZM193 64V63H192ZM3 65V64H2ZM11 65V64H10ZM25 65H28L29 66V69L31 68L30 66H32V72L31 73H29V72H27V71H25V73H24V70H26V68H25ZM64 65H66V64H64ZM143 65H144V63H143ZM148 65V64H147ZM179 65V64H178ZM223 65H224V68H223ZM20 66V67H21ZM63 65H61V67H62ZM137 66V65H136ZM135 66V67H136ZM149 66V65H148ZM171 66V65H170ZM185 66H187V65H185ZM185 66H183L184 68H185ZM191 66V65H190ZM228 66V69L230 68V70H228V71H231V72H228L227 70H224L226 67ZM0 67H1V64H0ZM5 67V66H4ZM3 67V68H4ZM9 67V66H8ZM8 67H6V68H8ZM19 67V66H18ZM55 67V66H54ZM68 67V66H67ZM125 67V66H124ZM152 67V66H151ZM173 67V66H172ZM189 67V66H188ZM196 67V68H197ZM10 68V67H9ZM63 68V67H62ZM127 68V67H126ZM147 68V67H146ZM216 68V69H215ZM45 69V68H44ZM134 69H136V68H134ZM190 69H192V68H190ZM232 69V70H231ZM241 69V68H240ZM260 70V72L258 71L257 72V70ZM3 70H5V69H3ZM18 70H20V68L18 69ZM28 70V69H27ZM61 70V69H60ZM59 70V73L61 72ZM69 70V71H70ZM137 70V69H136ZM195 70V69H194ZM29 71V70H28ZM55 71V70H54ZM98 71H100V73H99V75H101L100 77L98 76V75H96L97 74V72ZM105 71H108V74L110 73V77L108 78V80H107V82H106V84L103 86V85H101V81H102V79L106 76V74H105ZM132 71V70H131ZM173 71V70H172ZM184 71V70H183ZM187 71V70H186ZM62 72H63V70H62ZM61 72V73H62ZM147 72V71H146ZM145 72V73H146ZM189 72H190V70H189ZM196 72V71H195ZM195 72H192L193 74L195 73ZM199 72H198V74H199ZM216 72H213L214 74L216 73ZM237 72V71H236ZM36 73H38L37 75H36ZM56 73V72H55ZM54 73V74H55ZM58 73V72H57ZM170 73V74H169ZM184 73V72H183ZM197 73V72H196ZM240 73H242V72H240ZM0 74H2L1 73V71H0ZM64 74V73H63ZM128 74V75H127ZM144 73H142V75H143ZM173 74V73H172ZM199 74V75H200ZM227 74H226V76H227ZM22 75V76H21ZM59 75L60 74H58V77H59ZM65 75H66V73H65ZM64 75V76H65ZM140 75V74H139ZM183 75V74H182ZM190 75H191V73H190ZM53 76V77H52ZM99 78H98V77ZM131 76V75H130ZM151 76V77H152ZM187 76V75H186ZM195 77H197V75H194ZM23 77V78H22ZM34 77H36L37 79H34V81H33V78ZM52 77V78H51ZM68 77V76H67ZM107 77V76H106ZM136 77V76H135ZM139 77V76H138ZM144 77V76H143ZM185 77V76H184ZM182 78L183 80L185 79V78ZM228 77V76H227ZM227 77H226V80H228L227 79ZM49 78H51V79H49ZM57 78V77H56ZM62 77H60V79H61ZM69 78V77H68ZM130 78V77H129ZM146 78V77H145ZM193 78V79H195V80H191V79ZM189 79L194 83L193 84V86L194 87H196L195 85H196V83L194 82V81H197L196 79L197 78H194L193 77V75L190 77ZM199 78V77H198ZM66 79V78H65ZM70 79V78H69ZM130 79H132V78H130ZM130 79H128V80H130ZM134 79V78H133ZM133 79H132V81H133ZM147 79V78H146ZM56 81H59V78L58 79H55ZM148 80H150V78L148 79ZM187 80H188V77H187ZM224 80V82H225V79H223ZM235 80H237L236 78H235ZM33 81V83H31V84H29V82H32ZM62 81V80H61ZM135 81H137V80H135ZM200 81V82H199ZM219 81V80H218ZM55 82V81H54ZM54 82H53V85H54ZM120 82V81H119ZM128 82V81H127ZM223 81L221 80V85H223L224 86V84L222 83ZM227 82V81H226ZM51 83V82H50ZM56 83V82H55ZM59 83H60V81H59ZM58 83V84H59ZM134 82H132V84H133ZM146 83V82H145ZM145 83H144V85H145ZM185 83H186V81H185ZM199 83H201L200 85H199ZM216 83H217V81H216ZM215 83V84H216ZM35 84H34V87H35ZM123 84V83H122ZM150 84V83H149ZM188 84V83H187ZM190 84V83H189ZM219 85H220V82L218 83ZM30 85V86H29ZM60 85V84H59ZM102 87H101V86ZM185 85V84H184ZM192 85V84H191ZM225 85H227V84H225ZM57 86V85H56ZM133 86V85H132ZM142 86V85H141ZM217 86V85H216ZM239 86V85H238ZM31 87V88H32ZM50 87H52L51 85L48 87V90H49V88ZM71 87H72V85H71ZM152 87H154V86H152ZM187 87V86H186ZM186 87H185V92H184V96H185V101H187V100H189V98H190V94H191V96H192V89H186ZM194 87H193V90H194ZM220 87V86H219ZM219 87H217V88H219ZM222 87V86H221ZM225 87H227V86H225ZM73 88H74V86H73ZM190 88H192V87H190ZM224 88V87H223ZM228 88V87H227ZM34 89V88H33ZM33 89H32V91H33ZM34 89V90H35ZM51 89V88H50ZM53 89H55V91H56V88H54L53 87ZM53 89H51V91L53 90ZM60 89H62V88H60ZM77 88H76V90H78ZM125 89V88H124ZM175 89V88H174ZM173 89V90H174ZM183 89H184V86H183ZM229 89V88H228ZM39 90V91H40ZM74 90V89H73ZM172 90V91H173ZM214 90V89H213ZM216 90V89H215ZM219 90V89H218ZM225 90V89H224ZM36 91V90H35ZM39 91H37L36 93H38ZM50 91V90H49ZM54 91V92H55ZM150 91V90H149ZM195 91V90H194ZM220 91V90H219ZM226 91H227V89H226ZM226 91H223V89H222V91H220V93L218 92V95L216 96V98L218 97V98H222L223 96L222 95H225V92ZM34 92V91H33ZM33 92H30V96L32 97V95H34L35 94V92L33 93ZM53 92V91H52ZM52 92H48V94L49 95H47V94H45V97L41 100V98L43 97V95H41V93L40 94H37V96L38 97H36V99L38 98V100H36V99H34V97L36 96V94L33 96V99L34 100H36V102L38 103V101H40L41 100V105L43 104V106H44V104H47L46 102H48L49 101V103H51V102H53L54 103V105L56 106L57 104H55V102L56 103H58L57 101H60V99H57V97H58V95L56 94V97L54 96V95H50V93L52 94ZM59 92H61V91H59ZM131 92V91H130ZM147 92V91H146ZM180 92H181V90H180ZM183 92V91H182ZM227 92H229V91H227ZM47 93V92H46ZM55 93H57V92H55ZM55 93H53V94H55ZM179 93V92H178ZM196 93V92H195ZM216 93V92H215ZM77 94H78V91H77ZM79 94H81V93H79ZM78 94V95H79ZM84 94V93H83ZM154 94V93H153ZM229 94V93H228ZM240 94V95H241ZM11 95H9V96H11ZM63 95V94H62ZM127 95H128V93H127ZM130 95V94H129ZM147 95V94H146ZM155 95V94H154ZM158 95V94H157ZM179 95V94H178ZM180 95H182V94H180ZM214 95V94H213ZM212 95V98L214 97ZM29 96V97H30ZM42 96V97H41ZM93 98H92V97ZM141 96H142V94H141ZM148 96V95H147ZM5 97V96H4ZM64 97V96H63ZM78 97H80V96H78ZM82 97V96H81ZM170 97V96H169ZM182 97V96H181ZM195 97V96H194ZM227 97V96H226ZM45 98H46V100H45ZM83 98V97H82ZM130 98V97H129ZM211 98V99H212ZM4 98H3V96H2V100H3ZM31 99V98H30ZM81 99V98H80ZM132 99H134V98H132ZM137 99V98H136ZM159 99V98H158ZM169 99V98H168ZM196 99H197V97H196ZM198 99L196 100V101H198ZM210 99V98H209ZM48 100V101H47ZM62 100V99H61ZM122 100V99H121ZM128 100H130V99H128ZM5 101V100H4ZM31 100H29V103L31 104V106H32V108H33V105H32V101L30 102ZM195 101V102H196ZM17 102H19V101H16L15 103H16V105H18L17 104ZM62 102V101H61ZM120 102V101H119ZM122 102V101H121ZM124 102V101H123ZM122 102V103H123ZM126 102V101H125ZM129 101H127V103H128ZM149 102H150V100H149ZM189 101H187L186 102V104H185V117H186V121H187V115H188V113L191 111V106H190V104L188 103ZM191 102V101H190ZM209 102V101H208ZM221 102V101H220ZM3 103V102H2ZM36 103V104H37ZM48 103V104H49ZM52 103V104H53ZM137 103V102H136ZM151 103V102H150ZM149 103V104H150ZM165 103V102H164ZM187 103H188V105H187ZM197 103V102H196ZM211 103V102H210ZM1 104V103H0ZM6 104H8V103H6ZM5 104V105H6ZM29 104V105H30ZM34 104V103H33ZM39 104V103H38ZM52 104H50L52 107H53V105ZM118 104V103H117ZM124 105H122V106H125V103H123ZM134 104V103H133ZM156 104V103H155ZM166 104V103H165ZM198 104V103H197ZM208 104V103H207ZM221 104V103H220ZM4 105V106H5ZM28 105V106H29ZM151 105V104H150ZM158 105V104H157ZM200 105V104H199ZM215 105V104H214ZM213 105V106H214ZM222 105H223V103H222ZM224 105H225V103H224ZM9 106V105H8ZM26 106V105H25ZM24 105H22V107H25ZM27 106V107H28ZM31 106H30V109H32L31 108ZM43 106H42V108H43ZM59 106V105H58ZM118 106H119V104H118ZM128 106H129V104H128ZM141 106V105H140ZM194 106H195V104H194ZM20 107H21V105H20ZM21 107V109H20V113L21 114H24L26 111H28V109H27V107L25 108V109H27L26 111H25V109L24 108H22ZM36 107V106H35ZM131 107V106H130ZM157 107V108H158ZM165 107V106H164ZM163 107V109H165L166 110V108H164ZM171 106L169 105V108H170ZM220 107H221V105H220ZM219 107V108H220ZM228 107V106H227ZM4 108V107H3ZM11 108L13 109V107L11 106ZM18 108H19V106H18ZM44 108H45V106H44ZM43 108V109H44ZM55 108V107H54ZM83 108V107H82ZM86 108V107H85ZM152 108H154V107H152ZM194 108V107H193ZM224 108V107H223ZM229 108V107H228ZM132 109V108H131ZM143 109V108H142ZM222 109V108H221ZM235 109V108H234ZM243 109V108H242ZM44 110H46V109H44ZM122 110V109H121ZM153 110V109H152ZM155 110V109H154ZM194 110V109H193ZM192 110V111H193ZM217 110V109H216ZM228 110V109H227ZM240 110V109H239ZM6 111V110H5ZM10 111V110H9ZM17 111V110H16ZM169 111H171V109L169 110ZM168 111V112H169ZM197 111H198V109H197ZM229 111H231V110H229ZM236 111V110H235ZM235 111H232V112H235ZM43 112V111H42ZM201 112V113H200ZM211 112V111H210ZM216 112V111H215ZM224 112H227V111H224ZM239 112H241V110L239 111ZM238 112V113H239ZM1 113V112H0ZM5 113V112H4ZM17 113V112H16ZM139 113V112H138ZM165 113V112H164ZM194 113V112H193ZM228 113V112H227ZM226 113V114H227ZM237 113V112H236ZM11 114V113H10ZM133 114V113H132ZM166 114V113H165ZM191 114V113H190ZM229 114V113H228ZM227 114V115H228ZM16 115V114H15ZM28 115V114H27ZM32 115V114H31ZM29 116V117H32V116ZM89 115V114H88ZM200 115V116H201ZM232 115V114H231ZM42 116V115H41ZM209 116V115H208ZM233 116V115H232ZM129 117V116H128ZM135 117V116H134ZM166 117V116H165ZM247 117V118H248ZM9 118H10V116H9ZM189 118V117H188ZM230 118V117H229ZM245 118V117H244ZM86 119V118H85ZM163 119V118H162ZM190 119V118H189ZM193 119V118H192ZM227 119V118H226ZM225 119V120H226ZM232 119H234V118H232ZM246 119V118H245ZM32 120V119H31ZM80 120H81V117H80ZM3 121V120H2ZM1 121V122H2ZM16 121V120H15ZM79 121V120H78ZM84 121L85 120H83V123H84ZM121 121V120H120ZM193 121V120H192ZM196 121V120H195ZM229 121V120H228ZM225 122V121H224ZM230 122L232 123V120H230ZM3 123V122H2ZM12 123H13V121H12ZM82 123V124H83ZM87 123V122H86ZM86 123H85V125H86ZM89 123V122H88ZM171 123V122H170ZM188 123V122H187ZM14 124V123H13ZM19 124V123H18ZM135 124V123H134ZM172 124V123H171ZM190 124V123H189ZM188 124V125H189ZM222 124H224V125H222ZM20 125V124H19ZM79 125V124H78ZM109 125V126H108ZM111 125V126H110ZM176 124H174V125H172V128H173V126H175ZM178 125V124H177ZM81 126V125H80ZM121 126H122V124H121ZM167 126V125H166ZM195 126V125H194ZM224 126V127H225ZM20 127V126H19ZM176 127V126H175ZM30 128V127H29ZM85 128V127H84ZM171 128V127H170ZM170 128H169V131H170ZM179 128V127H178ZM190 128V127H189ZM232 128V127H231ZM86 129V128H85ZM131 129V128H130ZM226 129H227V127H226ZM229 129V128H228ZM81 130V129H80ZM166 130H167V128H166ZM166 130H164V131H166ZM230 130V129H229ZM228 130V131H229ZM163 131V130H162ZM175 131H176V129H175ZM221 131V132H220ZM253 131V130H252ZM256 131H258V129L256 130ZM256 131H253L254 132V134H253V136L255 135V132ZM86 132H87V130H86ZM128 132V131H127ZM172 132V131H171ZM174 132V131H173ZM238 132V131H237ZM169 133V132H168ZM225 133V132H224ZM118 134V133H117ZM155 134V133H154ZM172 134V133H171ZM176 134V132H174V135ZM196 134V133H195ZM194 134V135H195ZM229 134H231L230 132H229ZM228 134V135H229ZM232 134H234V132H232ZM86 135V134H85ZM84 135V136H85ZM130 135V134H129ZM166 134H164V136H165ZM227 135V134H226ZM123 136V135H122ZM121 136V137H122ZM131 136V135H130ZM157 136V135H156ZM173 136V135H172ZM190 136V135H189ZM236 136V135H235ZM234 136V137H235ZM238 136V135H237ZM257 136H258V133H257ZM110 137V136H109ZM117 137V136H116ZM175 137V136H174ZM218 137V136H217ZM219 137H221L222 138V141H221V139H220V141H221V145H222V142L223 143H225V141L227 140L228 141V139L227 138H225L226 136L224 135L223 137L222 136H219ZM230 137H232V139H230V141H232L233 139V141H235V139L236 138H234L232 135L230 136ZM118 138V137H117ZM163 139H164V137H162ZM223 138H225L224 140L225 141H223ZM258 138V137H257ZM111 139V138H110ZM114 139V138H113ZM238 139V138H237ZM260 139V138H259ZM177 140V139H176ZM239 140V139H238ZM261 140V139H260ZM77 141V140H76ZM79 141V140H78ZM151 141V140H150ZM149 141V142H150ZM194 141L196 142V143H194ZM219 141V142H220ZM226 141V142H227ZM230 141H228L227 142V144L225 145H222V147H221V145L220 144H217L218 146H220L218 149L216 148V150L217 151H215V152H217V155L219 156V155H221L222 153H220L221 151L223 152V150H225V148H226V146L228 145V143H230L231 144V142ZM232 141V145L230 146V145H228L227 146V148H229L228 150L230 151V149H231V147L233 148L234 146V143L235 142H233ZM262 141V140H261ZM116 142H117V140H116ZM144 142V141H143ZM151 142H153L154 143V140H152ZM163 142V141H162ZM218 142V143H219ZM263 147H264V139H263ZM86 143V142H85ZM104 143V142H103ZM110 143V142H109ZM118 143V142H117ZM120 143H122V142H120ZM119 143V144H120ZM124 143V142H123ZM98 144V143H97ZM116 144V143H115ZM151 144V143H150ZM150 144L148 145V146H150ZM155 144V143H154ZM195 144H197L196 145V147H194V145ZM94 145H96V143H94ZM216 145V146H217ZM248 145H250V144H248ZM247 145V146H248ZM97 146V145H96ZM109 146V145H108ZM112 146V145H111ZM144 146V145H143ZM151 146H152V144H151ZM150 146V147H151ZM212 146V145H211ZM215 146V145H214ZM223 146H225V148L223 147ZM106 147V146H105ZM147 147V146H146ZM145 147V148H146ZM158 147H159V145H158ZM158 147H157V149H158ZM235 147H236V145H235ZM250 147V146H249ZM108 148V147H107ZM106 148V149H107ZM109 148H110V146H109ZM148 148V147H147ZM160 148V147H159ZM162 148V147H161ZM221 148H224V149H221ZM252 148V146L249 148V149H247L248 150V152H249V150L251 151V152H249L248 154H246V155H244V156H242V157H238V158H236V160L234 161V162H232L233 161V159H232V161L231 160H229V162L231 161L232 163H233V165H234V163L236 162V164L234 165V167H235V169L238 171V172H235L234 171V168H233V165H229V162H227L228 164L227 165H229L231 168H232V170L233 171H231L230 172V175L229 176H233V179H234V177L237 175L236 173H238L239 174V176L238 177H235V182H237L236 181V178H239V181H238V183H236L235 185H234V187L232 188V185H233V182L234 181H232V180H229L230 179V177L228 178V177H226L225 175H227V174H229V173H227V174H225V170H223L222 171V173H224V176L229 180V181H232L230 184H232L231 186H230V184H229V186L232 188V195H236V194H238V193H236V191L238 190L239 191V189L241 188V192H240V194L241 193H243V195H245V194H247L248 192L251 194V192L253 193V191H251V189L253 190L254 189V187H253V183H254V181H255V178L256 177H258V175L257 174H259L258 173V168H259V165H258V161H257V157H256V154H255V151L254 152H252L253 151V149H251ZM106 149H105V151H106ZM115 150V149H114ZM160 150V149H159ZM202 150V151H203ZM204 150V151H205ZM228 150H227V152H228ZM148 151V150H147ZM167 151H165V152H167ZM169 151H170V149H169ZM197 151H193V152H196V153H194V156L197 154ZM202 151H200V153H199V151H198V153H199V156L198 155H196V156H198V159H199V157H201L202 156ZM203 151V152H204ZM244 151V150H243ZM205 153V152H204ZM226 152L224 151L223 152V154H225ZM150 154V153H149ZM163 154V153H162ZM169 154V153H168ZM171 154V153H170ZM177 154V155H176ZM193 154V153H192ZM210 154V152L208 153L207 152V155H209ZM213 154V153H212ZM221 155L220 157L221 158H224L225 157V155ZM106 155V154H105ZM108 155V154H107ZM166 155H167V153H166ZM201 155V156H200ZM203 155H205L204 156V158L203 159H200L201 161H203V160H206V157L208 158L209 156H206V154H203ZM195 156V157H196ZM210 156H211V154H210ZM222 156H224V157H222ZM169 157H170V155H169ZM195 157H192V158H194V159H196ZM203 157V156H202ZM201 157V158H202ZM212 157V156H211ZM219 157V158H220ZM75 158V157H74ZM73 158V159H74ZM167 158V157H166ZM191 158V159H192ZM148 159V158H147ZM171 159V158H170ZM194 159H192V160H194ZM209 159H210V157H209ZM209 159H207L208 161H209ZM234 159H235V157H234ZM167 160V159H166ZM200 160H198L199 161V163H200ZM206 160V161H207ZM220 160V159H219ZM222 160V159H221ZM186 161V162H185ZM194 161H196V162H198L197 161V159L196 160H194ZM210 161H212V159L210 160ZM210 161L209 162H207V164H209L210 163ZM166 162V161H165ZM171 162V160L169 161V162H167V163H169L168 165L169 166H171L172 167V162ZM230 162V164H232ZM203 164H201L200 165V167L198 166V168H201V169H203L201 166L203 165L204 166V164H205V162L203 161L202 162ZM212 163V162H211ZM215 163V161H214V159H213V164ZM184 164V165H183ZM193 164H195V163H193ZM207 164H205V166L207 165ZM212 164V167L214 166ZM13 165V167L15 166L14 165V163L12 164ZM175 165V164H174ZM174 165H173V167H174ZM177 165V164H176ZM199 165V164H198ZM194 166L195 165H193V167L192 168H194ZM210 166H211V164H210ZM228 166V167H229ZM17 166H15V168H16ZM180 167V168H181ZM197 167V166H196ZM225 167H226V165H225ZM177 168V167H176ZM179 167L177 168V169H175V170H177V172L179 171V169H180ZM198 168H196L194 171H192V172H197V170H198ZM205 168V167H204ZM17 170H18V168H16ZM207 169V168H206ZM260 169V168H259ZM6 170V169H5ZM13 170V169H12ZM172 171H174V169L172 168L171 169ZM228 171H229V168L227 169ZM226 170V171H227ZM159 171V170H158ZM164 171V170H163ZM163 171H162V173H163ZM188 171H189V169H188ZM203 171V170H202ZM227 171V172H228ZM8 172H9V170H8ZM166 172V171H165ZM165 172H164V174L163 175H160L159 177H160V180L161 179H164V181L166 180L167 181V183L169 184L170 183V185H171V183L173 184V182L170 180L169 182H168V180H169V178L168 177H166V175H165ZM175 172V171H174ZM177 172H175V173H177ZM200 172V171H199ZM220 173H221V171H219ZM260 172V171H259ZM10 173V172H9ZM20 173V172H19ZM158 173V172H157ZM169 173V172H168ZM188 173H190L191 174V172L189 171ZM221 173V174H222ZM13 174V173H12ZM17 174V173H16ZM178 174V173H177ZM219 174V173H218ZM235 174V175H234ZM7 175V174H6ZM152 175V174H151ZM10 176H11V174H10ZM168 176V175H167ZM173 176V175H172ZM220 176V175H219ZM8 177H9V175H8ZM13 177V176H12ZM11 177V178H12ZM17 177V176H16ZM100 177V176H99ZM166 177V178H165ZM218 178H220V177H218ZM221 178L222 179H225L224 177H222L221 176ZM220 178V182L221 183H216V186H215V188H214V186L213 185H210V187L212 186L213 187V190H211V191H209V186H208V189H207V199H209V197L211 198V197H214V201H215V199H218V198H220L223 194H221V195H219L220 194V192H219V189L221 190V187L222 186H220L223 182H224V180H222ZM14 179H16V178H14ZM156 179V178H155ZM217 179V178H216ZM227 179H225V182L226 181H228ZM232 179V178H231ZM19 181H20V179H18ZM109 180H111V179H109ZM157 180H159V178H157ZM157 180H156V182H155V185L156 184H158V182H157ZM159 180V181H160ZM108 181V180H107ZM116 181V180H115ZM166 181H165V184H167L166 183ZM214 181V180H213ZM218 181H219V179H218ZM223 181V182H222ZM228 181V182H229ZM162 181H160V183H161ZM109 183V182H108ZM118 183V182H117ZM112 183H110V185H111ZM119 184V183H118ZM167 184V185H168ZM215 184V183H214ZM226 185H227V183H225ZM102 185V184H101ZM152 185V184H151ZM154 185V186H155ZM163 184H161V186H162ZM166 185V186H167ZM223 185V184H222ZM158 186V185H157ZM156 186V187H157ZM159 186H160V184H159ZM165 186V187H166ZM228 186V185H227ZM116 187H117V185H116ZM153 187V186H152ZM172 187V185L171 186H167V188L169 189V188H171ZM207 187V186H206ZM211 187V188H212ZM108 188V187H107ZM146 188V187H145ZM210 188V189H211ZM117 189H119V188H117ZM151 189V188H150ZM148 190L147 192H148V195H149V198L150 197H152L153 195H151V193L149 194V191H151V190ZM153 189V188H152ZM157 189H159L160 190V187L159 188H157ZM230 189V188H229ZM204 190H205V188H204ZM203 190V191H204ZM216 190V191H215ZM113 191V190H112ZM118 191V190H117ZM154 192H155V194H156V191H155V188H154V190H153ZM209 191V192H208ZM223 191L225 192V188L223 189ZM229 191V190H228ZM113 192H115V191H113ZM146 192V191H145ZM154 192L152 193V194H154ZM158 193H159V191H157ZM160 192H162L161 190H160ZM215 192H217V193H219V194H217V193H215ZM222 192V191H221ZM144 193V192H143ZM226 193V192H225ZM236 193V194H235ZM249 193H248V196H249ZM214 194V195H213ZM238 195V197H240L241 195ZM116 195V194H115ZM151 195V196H150ZM133 196V195H132ZM230 196V195H229ZM228 196V197H229ZM247 196V197H248ZM119 197V196H118ZM143 197V196H142ZM155 197V195L152 197V198H154ZM200 197H201V195H200ZM224 197V198H223ZM233 198H235L234 196H232ZM242 197V196H241ZM246 197V198H247ZM251 197V196H250ZM264 197V196H263ZM115 198V197H114ZM113 198V199H114ZM132 198V197H131ZM152 198H150V199H152ZM232 198V199H233ZM243 198V199H242ZM241 199H242V201L243 200H245V204H246V202L248 201V199H244V196L242 197ZM121 199H123V198H121ZM125 199V198H124ZM229 199L231 200V202H229V205H228V203H226V204H224V202H225V200H228V198L224 195V196H222L221 197V201L219 202V203H221L219 206H215V208H218V211H214L215 212V214L213 213L212 215H213V227H214V230H216V231H214L213 229V232H214V234L215 233H217L218 232V237L216 238V235L214 236L217 240H218V238H223V237H225V240L227 239V238H229L230 237V235L228 234V236L226 237V235H227V233L229 232V230L231 229H229V227H228V231L226 232L225 230H227V227H224L222 230H221V232L219 233V228H221L222 227V224H223V222H227V221H225V218H227V217H229L227 214H229V213H227V210H228V212H229V210H230V213H233L234 214V212L236 211L235 210V206H234V202H235V199H231V196L229 197ZM237 199V198H236ZM111 200V199H110ZM146 200V199H145ZM180 200H183V199H180ZM187 200V199H186ZM210 201H212V202H214L213 201V198H212V200L211 199H209ZM119 201V200H118ZM121 201V200H120ZM204 201V200H203ZM209 201V202H210ZM224 201V202H223ZM233 201V202H232ZM242 201L240 200V204L242 203ZM250 201V200H249ZM104 202V201H103ZM102 202V203H103ZM114 202H115V199H114ZM122 202H124V201H122ZM174 202V201H173ZM172 202V203H173ZM178 202V204H177V206H179V208H180V205H182L183 206V203L186 205L187 203H190L189 201L188 202H180V201H176V199H175V204ZM195 202V201H194ZM211 202V203H212ZM237 203L239 202V200L237 199V201H236ZM111 203H112V200H111ZM118 203V202H117ZM179 203H182V204H180L179 205ZM199 203V202H198ZM204 203V202H203ZM230 203H233L232 205L234 206V209H233V206H232V212H231V208L230 209H227V207H225L224 209H223V205L224 206H226V205H228L229 207L231 206V204ZM107 204V203H106ZM116 204V203H115ZM121 204H123V203H121ZM175 204H174V207L172 208V207H169L168 205H167V207H166V209H164L165 211H163V214H162V218H161V220L159 221V219H158V216H157V218L155 219V218H153L154 216L152 215V218L153 219H155V220H157L158 219V221H159V223H158V228L157 229H159V224H160V231L158 232V233H156V230H155V233H156V235L157 236H161V238H158L157 236H156V238H157V240L159 241H156V242H158V243H156V244H158V246H156L155 244H154V242L153 243H151L150 245H153L154 244V247L156 246V247H159V245L162 247V251H160V253H162L161 254V256H159V254L157 253L156 254V252H158V250L159 249H161V247L158 249V250H156V252L154 251V249H151L152 247L150 246L149 247V250H151L150 252L153 254H151L150 252H148L149 254H148V257H146L147 259H144V260H148L149 259V262L147 261V264H150L151 263V260H153L154 262V264H160L161 263V261H163V263L164 264H189V259L191 258V257H193V256H199L200 254H198V251H200V250H198L197 251V253H195L196 251L195 250H197V246H200L199 244H201V243H204V239L205 240H207L205 237H203L202 235H198L199 233H197V232H199V229L195 232L194 230L195 229H197V228H195V229H193V227L191 228L190 227V222H188V221H190L189 219H190V217H189V219L187 218L188 217V210H187V208H185L186 206H189V205H192V204H189V205H184L183 207V210H182V212H175V210H176V208H175ZM208 204H210V203H208ZM208 204H207V207H208ZM213 204V203H212ZM239 204V203H238ZM248 204H249V202H248ZM248 204H247V207H248ZM103 205V204H102ZM120 205V204H119ZM124 205V204H123ZM129 205V204H128ZM216 205H218V203H217V201H216ZM118 206V205H117ZM120 206H122V205H120ZM213 206V205H212ZM38 207V206H37ZM103 207H105L104 205H103ZM246 206L244 205V208H245ZM250 207V206H249ZM248 207V208H249ZM40 208V207H39ZM39 208H35V209H33V211H28L27 210V212L28 213H30V212H32V214H33V212L37 215L38 213L37 212H39L40 210H39ZM115 208V210H117L116 209V207H114ZM124 208H125V206H124ZM182 208V207H181ZM199 208V207H198ZM203 208V207H202ZM210 208H212V207H210ZM214 208V209H215ZM242 208V207H241ZM106 211L108 210V208L106 209V208H104ZM112 209H113V207H112ZM197 209V208H196ZM213 209V208H212ZM247 209V208H246ZM246 209H245V212H246ZM31 210H32V208H31ZM39 210V211H38ZM123 210V209H122ZM181 210V209H180ZM235 210V211H234ZM43 211V210H42ZM109 211V210H108ZM112 211H114V210H112ZM120 211V210H119ZM198 211V210H197ZM27 212H25L24 214H26ZM116 212V211H115ZM173 212H175V213H177V215H175V213H174V215H175V217L172 215V213ZM209 212H211L212 213V210H209ZM225 212H226V214H225ZM39 213H41V212H39ZM60 213V212H59ZM104 213V212H103ZM109 213V212H108ZM114 213V212H113ZM31 214V215H32ZM35 214H33L34 216H35ZM56 215L58 214L57 212L55 213ZM118 214V213H117ZM199 214V213H198ZM203 214V213H202ZM238 214V213H237ZM30 214H28V216H29ZM40 216H42V214H39ZM120 215V214H119ZM211 214L209 213V216H210ZM226 215V216H225ZM27 216V217H28ZM34 216H31V217H34ZM39 216V217H40ZM123 216H124V214H123ZM189 216H190V214H189ZM206 216H208L207 214L206 215H204V216H202L201 215V218L203 219V217L205 218ZM23 218L25 217V215L24 216H22ZM37 217V216H36ZM38 217V218H39ZM149 217V216H148ZM192 217V216H191ZM193 217H194V215H193ZM200 217V216H199ZM211 217V216H210ZM210 217H208V219H207V221L208 220H210ZM225 217V218H224ZM61 218V217H60ZM121 218H123L122 216H121ZM120 217H118V221L117 222H121V220L123 221V219H121ZM126 218V217H125ZM152 218H149V219H147L146 221H144V223L142 224V225H139L138 227H137V225H136V227H135V229L133 230V231H131V233L129 234V233H127V232H123V233H121L122 232V230H121V232H120V226L118 225V223L116 224V225H114L115 226V229H113L114 231V234H113V238L110 240V242H108L109 244L107 245V248L105 249V255H104V257H103V259H101V264H115V262L117 261V259H118V264H133L134 262H136V264H141V262H140V258H141V256L138 258V257H134V259H133V257H132V255H139V252L141 251V253H142V251H143V248L142 247H140V248H142V249H139V252H137V250H138V247H137V250H136V253L135 254H131V252H133L134 253V250H133V247H132V250H130V248L131 247H127V243L130 245L131 243L133 244V242L134 241H136L135 239H136V237L137 238H139L140 236L139 235H141V234H143V237H145V236H150V235H152V233H150V232H152L151 230H153V235L155 234L154 233V229H156V228H154L155 226H157V224H155L156 222L152 219ZM160 218V217H159ZM56 219V218H55ZM117 219V218H116ZM121 219V220H120ZM127 219V218H126ZM126 219H124V220H126ZM192 219V218H191ZM195 219V218H194ZM194 219H192V220H194ZM199 219V218H198ZM211 219H212V217H211ZM155 222V223H153V221ZM201 220V219H200ZM199 220V222H202V220L200 221ZM205 220V219H204ZM226 220H228V219H226ZM195 221V220H194ZM206 221V222H207ZM229 221V220H228ZM237 221V220H236ZM115 222V221H114ZM113 222V223H114ZM139 222V221H138ZM192 222V221H191ZM238 222V221H237ZM236 222V223H237ZM116 223V222H115ZM122 223V222H121ZM121 223H119V224H121ZM195 223V222H194ZM197 224H198V222H196ZM209 223V222H208ZM102 224H103V222H102ZM102 224H101V226H102ZM105 224V223H104ZM154 224H155V226H154ZM200 224V223H199ZM204 224H205V222H204ZM225 224V223H224ZM223 224V226H226V225H224ZM151 225V227H149ZM152 225L154 226V227H152ZM201 225H203V224H201ZM201 225H199L198 226V228L201 226ZM234 225V224H233ZM236 225H238V224H236ZM236 225H235V227H236ZM105 226V227H104ZM103 227L106 229V230H108V231H110L109 229H108V226L107 225H104ZM113 226V227H114ZM194 226V225H193ZM204 226V225H203ZM206 226L208 227V225H207V223H206V225H205V230L207 231L208 229H206ZM221 226V227H220ZM228 226V225H227ZM260 226V225H259ZM102 227V229H104ZM148 227L150 228V229H148ZM202 227V226H201ZM212 227V228H213ZM233 227V226H232ZM234 227V228H235ZM262 227V226H261ZM110 228H111V226H110ZM152 228H154V229H152ZM238 228V227H237ZM133 229V228H132ZM233 229V228H232ZM231 229V230H232ZM240 229V228H239ZM260 229V228H259ZM106 230H102V231H104L105 232V234H107L108 235V233H106ZM150 230V234H147V235H145L148 231ZM202 231H204V230H202ZM262 231V230H261ZM263 231H264V228H263ZM261 232V234H263L264 232ZM111 232V231H110ZM130 232V231H129ZM201 232V231H200ZM208 232H209V230H208ZM212 231H211V234L213 233ZM236 232V231H235ZM238 232V231H237ZM240 232V231H239ZM145 233V234H144ZM232 233V232H231ZM259 233V232H258ZM104 234V233H103ZM104 234V239H106L105 238V235ZM208 234H210V232L208 233ZM210 234V235H211ZM213 234V235H214ZM239 234V233H238ZM152 235V236H153ZM207 235V234H206ZM148 236V237H149ZM155 237V236H154ZM162 237H163V239H162ZM213 237V236H212ZM257 237H258V235H257ZM262 237V235L260 236V238ZM232 238V237H231ZM263 238V237H262ZM103 239V240H104ZM149 239H151V237L149 238ZM149 239H147V238H145V242H143V243H146V245H147V240L149 241ZM159 239H162V240H159ZM208 239H209V244H210V241H212L213 242V239L212 238H209L208 237ZM211 239V240H210ZM215 239V240H216ZM224 239V238H223ZM129 240H131V241H129ZM133 240V241H132ZM144 240V239H143ZM216 240V241H217ZM220 240V239H219ZM219 240L217 241V242H219ZM224 240V241H225ZM230 240V239H229ZM233 239H231V241H232ZM262 241H264L263 239H261ZM128 241V242H127ZM160 241H162L161 243H160ZM220 241H222L223 242V240L221 239ZM230 241V242H231ZM258 241V240H257ZM261 241V242H262ZM105 242V241H104ZM141 242H142V240H141ZM140 242V243H141ZM211 242V243H212ZM215 242V241H214ZM212 243V244H215V243ZM221 242V243H222ZM228 242V241H227ZM136 242H134V244H133V246L135 247V244ZM139 243V245L138 246H145V244L144 245H142V243L140 244ZM148 243H150V242H148ZM205 243H206V241H205ZM204 243V244H205ZM224 243V242H223ZM258 243V242H257ZM126 244V245H125ZM207 244V243H206ZM258 244H261V243H258ZM203 245V244H202ZM206 246V245H205ZM205 246H203V247H201L202 248V251L203 250H205V249H207ZM209 245H207V247H208ZM211 246V245H210ZM221 246H223V245H221ZM229 246H231V245H229ZM262 246V245H261ZM263 246H264V244H263ZM262 246V247H263ZM136 247H135V249H136ZM146 247V246H145ZM205 247V248H204ZM219 247H220V244H219ZM124 248H129V253L128 254H126V251H124L125 252V255H124V252H123V250H124ZM214 248V247H213ZM218 248V247H217ZM217 248H215V249H217ZM223 248V247H222ZM144 249H146V248H144ZM147 249H148V247H147ZM146 249V250H147ZM262 249V248H261ZM146 250H144V251H146ZM149 250H147V251H149ZM153 250V251H152ZM213 251H216V250H214V249H212ZM219 250V249H218ZM263 250H264V248H263ZM131 251V252H130ZM143 251V252H144ZM206 251V250H205ZM220 251V250H219ZM153 252H155V253H153ZM201 252V251H200ZM199 252V253H200ZM218 252V251H217ZM221 252V251H220ZM194 253H195V255H194ZM219 253V252H218ZM143 254V253H142ZM141 254V255H142ZM151 254V255H150ZM154 254H156V256L154 255ZM197 254V255H196ZM259 254H260V252H259ZM262 254V253H261ZM261 254L260 255H258V256H261ZM264 254V253H263ZM150 255V256H149ZM213 255L215 256V253H213ZM220 255V254H219ZM197 256V257H198ZM203 256V255H202ZM231 256H232V254H231ZM10 257H12V256H9V259H10ZM156 257V260L154 259ZM199 257H201V256H199ZM233 257V256H232ZM232 257H231V259H232ZM262 257V256H261ZM13 258V257H12ZM15 258V257H14ZM135 258L138 260H136V261H134L135 260ZM143 258V257H142ZM141 258V259H142ZM216 258V257H215ZM262 258H264V257H262ZM8 259V258H7ZM192 259V258H191ZM194 259H195V257H194ZM197 260L199 259V260H201L200 258H196ZM195 259V260H196ZM18 260H20V262L19 261H17L16 259H10V262L12 263V264H24V263H22V262H24V261H22L21 262V260L22 259H18ZM224 260V259H223ZM228 260V259H227ZM230 260V259H229ZM263 260V259H262ZM2 261V260H1ZM7 261H9V260H7ZM6 261V262H7ZM5 262V261H4ZM139 262V263H138ZM195 262V261H194ZM192 263V264H195V263ZM198 262V261H197ZM213 262V261H212ZM224 262V261H223ZM229 261H227V262H225V264H227ZM10 263V264H11ZM39 263V262H38ZM231 263V262H230ZM6 264V263H5ZM7 264H9L8 262H7ZM25 264H26V261H25ZM29 264H31V263H29ZM41 264V263H40ZM146 264V263H145ZM222 264H224V263H222ZM229 264V263H228Z\"/></svg>",
  "mask_w": 264,
  "mask_h": 264
}]
</instances>
